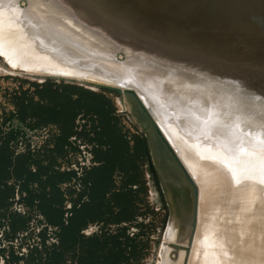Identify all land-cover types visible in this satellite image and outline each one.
Returning <instances> with one entry per match:
<instances>
[{
  "label": "rangeland",
  "instance_id": "rangeland-1",
  "mask_svg": "<svg viewBox=\"0 0 264 264\" xmlns=\"http://www.w3.org/2000/svg\"><path fill=\"white\" fill-rule=\"evenodd\" d=\"M63 1H66L67 4L71 2L74 5H80V3H82V6H84L85 5L84 3H86V5L90 7V9L89 10L83 9L82 11L84 13L87 12L89 16L94 15V17L91 16V18L95 23L101 22L103 18L105 19V14L108 13L109 14L107 19H110L113 16H117L115 15V13L117 12L116 14H118L121 7H123L122 10H124L125 13H128L126 12V10L129 11L128 15L130 16L128 17V19H124L127 18V16H123V19L122 16L120 17V15L123 12L122 10L120 11L121 14L119 13V16L117 17V21H119L120 23V24L118 23V28H119V30H117L118 34L121 37H125V36L130 37L128 41H131V39L134 36L139 43H145L140 47V50L143 53H146L147 51H149V49H151L153 50V55L157 54V52L164 55V53H166V51L164 52L166 48L167 50L170 51L172 45L173 47L175 46L171 50V52L173 54L174 51V54H176L179 61V65L176 68H177L178 79L180 78L181 80V81L178 80L179 86H181L179 87V89L181 90L179 91V89L177 88L174 93L175 97L174 96L172 97V95L170 94V96L172 97L171 98L168 93H170V90L173 87H170L171 88L170 89L169 86L166 85L165 88L164 84L155 83L158 81V80L155 81V79L157 78H155V76H153L148 69H144L143 65L145 62L144 63L140 62L141 54L138 55L133 54L132 47L125 42L117 45L115 41L113 42V40L107 38L103 34L104 31H101L102 29L99 31L95 30L97 29L96 24L94 22L92 23L88 21V18L85 15L75 17L74 19L73 18L70 19V21L75 22L76 25L79 27L75 30L72 29L71 30L78 33L80 36L87 38L88 40L86 39V41L95 44L94 46H97L100 50V52L98 50L96 54L98 53L103 55L106 54V57L108 55L112 56L111 58H109L108 56V61L105 60L106 59L104 58L105 56L103 55L101 56L104 62H108V63L102 62L103 60L100 58V56H95L96 55L95 53L94 55L93 53H90V55L88 54L90 58H88V56L86 55L89 61H91V58L93 57L92 58L94 60L92 61L93 63L95 62L94 58L99 57L101 59V62L99 63L100 64L103 63L104 64L102 65L103 67H100L101 65L99 64L97 65L94 63L93 65L95 66L93 67H91L92 63L91 64L89 63V66L87 64L86 65L83 64V62L78 59L79 56L77 57V55H79L78 52L80 51V55L82 51L84 52V54L81 55L80 57V59H83L82 57L85 56V53L87 54V52L89 53L90 51H87V49H85L87 52L85 50H79L80 48L81 49L84 48L83 45H82L83 47L79 45L80 48L78 46H75V48H78L77 50H74L75 49L74 46L67 45L69 41H71L72 39L71 35L68 33H66L67 35H65L66 39L64 36L62 37L63 39H61V37H58V35L55 36V38L54 37L51 38V43L49 45L52 46L54 45L53 43L58 41L57 43H59V45L57 44V46H59L60 50L58 48H55L56 45L54 47L55 49H53L52 46L51 52L53 54L49 52L50 55L47 51L49 49L48 48L49 46L46 47L45 41L42 39L44 43L42 41L41 46L43 50L46 49L45 53L47 54V55L45 54L44 56V54L42 55L43 50L38 45L39 44L38 41L41 38L40 34L43 33L42 35L44 36L45 33V35H47L46 31H48L50 26H48L47 25L48 23L45 21L46 17L41 14L42 13V11H40L41 6L39 7L38 2L35 1L36 3H34L33 0H7V1L0 0V19L2 17L7 16L6 18L1 19L2 21L0 20L1 23L0 29L2 31V32L0 31V35L3 34L1 38L2 37L4 38V35L7 36L6 33L11 31V29L13 31L15 29L16 31V29L20 30L21 28V30L23 29L25 30V32L20 30L19 33H23V35H21L23 37L22 38L21 36L19 37L23 40L24 38H27L26 37L27 34L30 36V33L31 35L36 33L35 35H33L34 38L33 36L32 37L30 36L31 37L30 41L34 39V41L38 45V48L40 47V49L37 50L36 49L37 47L31 45L32 43L35 44L32 41L29 42V45L27 44L30 49L29 48L26 49L27 46L25 44L26 42H23L24 40L13 43L12 41L10 42L7 37H5L4 39L0 38V40H2L0 41V44L4 45L3 48L0 45L1 48L0 49L1 51L0 52L1 53L0 54V264L3 262V260L6 262V264L8 263L11 264H168L169 260L171 262V260L172 259L174 260L175 257L176 258L174 261L176 262V264H192V263L206 264V261L207 264H213L214 263L213 260L215 261L216 259H217L215 261L216 263L218 260L219 261L222 260V262L218 261L219 264L221 263L247 264L249 263V261H250L249 264H264V187H263L264 185L262 186V183H264L263 182L264 175L260 177L262 180L260 178H259L260 180L258 179L259 182L262 181L259 187V189L262 187L263 188L262 190L261 189L259 190L258 187L254 188L253 185V183L259 185L258 180H256L257 182H253V180L255 181V179H257L254 178V176L259 177L261 173H264L261 172L263 169L262 164L264 162L262 160L264 159H262V156L260 157L262 163H259L258 167H256L257 165H255V163H253L252 161L254 155L255 158L254 162H256V160L260 162L257 155L260 156L259 153H261L262 148H264L263 145L264 140H262V137L264 139V133H263L264 125H262L264 124V122L262 120V124L259 123L261 119H264V115H263L264 85H262L264 84L262 82L264 81L263 79L264 65H262L264 64L263 63L264 62V48H263L264 47V0H137V1L130 0L129 1L130 3L127 2V0H125L127 3H129L127 4L125 2L126 5H130L128 7L129 10L126 9L125 6L120 7V5L118 4H120L121 2L116 3L117 1L119 2V0L117 1L114 0L115 1L114 4L115 5L117 4L118 6H114L111 3L113 5V9H115L116 11L115 12L110 7L111 13L112 11L114 12L113 13L114 15L112 14V17L110 16L111 13L108 12L110 11L109 9L107 11L108 13L105 12V9L107 10V7L105 6L107 5L106 4L107 2L106 3L103 2V6L106 8H103V6H101V10H102L101 12H103L104 13L103 14L100 13V4L102 5L101 3L102 1L100 0H99L100 4L98 0H96V2H98L97 4H99V8L97 7L98 5H95L96 4V2H94L95 0H91L92 2L91 5L89 3L90 0H88V2L85 0H81L78 3L76 0H63ZM136 3H139L142 6H140L139 4H137L139 5L137 6ZM111 4L109 5L112 6ZM34 5L39 7L40 9L39 10L38 8L36 9ZM92 5L96 7H93ZM123 5L125 4L123 3ZM132 5L142 8V10L144 9L143 11L145 10L148 11L150 16L155 14L154 15L155 17L156 14H158V16L160 17H158L157 20H155L156 18L154 19V17H151V20L156 21L155 22L156 24L154 22H151L150 20L147 22V26H146L145 17L148 16L149 14L148 13L146 14V11L145 12L140 11V8L137 10L135 7L134 10L133 9L134 6L132 7ZM2 7L6 11H4ZM117 7L118 9H116ZM130 7H132V10L137 11L136 13L139 16H136L137 14H135L134 11H131ZM1 9L6 13L5 15L3 12L5 16L1 14L2 13ZM18 10L22 15L19 14V12H17ZM162 10L163 12L165 10V13L171 14V16L168 17V15H165L162 12L164 17H161L162 14L159 15V12H161ZM9 13L11 14V16L7 15ZM12 13H14V15ZM125 13L124 15H126ZM141 13H143L142 20L140 18ZM101 14H103L104 16L103 15L101 16ZM132 14L135 15L136 18L139 17L138 20H135ZM178 15L180 16L181 20H179L180 18ZM172 16H173V20L170 18ZM130 17L132 21L131 19H129ZM143 17H144V22H143ZM175 17H178V21H175L176 20ZM7 18H10V21L13 19L11 23H9L10 21ZM115 18L116 17H114L113 19ZM148 18L150 19V17L148 16L146 17V20H149ZM34 19L36 21H33ZM139 19L142 21L141 23ZM7 20L9 25L5 24ZM121 20L124 21L122 22ZM125 21L129 22V24H125ZM173 21H175V23L178 22L179 26H177L178 24L175 25V23L171 24V22ZM34 22H36V24ZM63 22H58V23H60L61 25H65V23ZM67 23L70 22L68 21L66 22V24ZM86 24H93V25L90 27ZM12 25L14 27H12ZM19 25H21V27ZM182 25H185L184 26L185 28ZM4 26H6L7 29H9V31ZM15 26L17 28H15ZM40 26H42L41 29ZM66 27L68 28V26ZM3 29H6L7 31ZM26 29L28 30L26 31ZM43 29L45 30V32L43 31ZM36 35L37 36L40 35L39 39ZM35 37L37 41L35 40ZM245 37L248 38V40L246 39L247 42L252 43V45L250 44L244 45V43H240L241 41L240 38H243L242 39L243 41ZM20 38L19 40H21ZM220 38H222L221 40H223V43H225V45L222 43ZM249 38H251V41H249L250 40ZM253 38H255V41H252ZM218 39L219 41H221V43H219ZM5 40L6 41L8 40V43ZM204 40H208L206 41L207 43L204 42ZM210 40H213L211 41L212 43L211 42L209 43ZM235 40H238L239 43H237V41L232 43ZM117 41L119 42V40ZM3 42L7 44L6 47H5L6 44H4ZM21 42H23L25 45H23ZM43 44L45 47H43ZM8 45L10 47H8ZM16 45H19V47L22 49L17 48L18 46L16 47ZM30 45L34 47V50L37 52V55L33 56V54H35L36 52L33 51V48L31 49ZM60 45H63V47L61 46L63 49L60 47ZM163 45L164 47H166L165 49H162ZM23 47H25L26 51H24ZM85 47L88 48V46L86 45ZM90 47L92 48V46ZM223 47L224 49H222ZM4 48L6 49L5 50L6 52L8 50V54L11 53L10 54L11 57L8 54L7 57L2 55V51H4ZM10 48L11 51L9 52ZM71 48H74L73 49L74 51ZM14 49H19V50H14ZM67 49L69 50V52L67 51ZM239 49L240 50L242 49L241 50L242 53ZM13 50L14 52H12ZM22 50L24 52H22ZM54 50L58 52L55 53ZM28 51L29 53L31 51V53L29 54ZM75 51H78L77 52L78 54L75 53ZM93 51L91 49V52ZM238 51L241 54H239ZM16 52L18 53V55ZM26 52L28 55L26 54ZM72 52H74V54ZM24 53L26 55H24ZM111 53H113V55H111ZM14 54H16L17 56L22 54L21 55L22 57L20 56L17 57L15 55L16 56L15 58ZM251 54H254V56L252 57ZM53 55H57L55 56L56 59H54L55 57ZM68 55L70 56V58H72V60L68 58L69 57ZM75 55L77 58H75ZM12 56H14L15 59H13ZM30 56L32 57L29 58ZM35 56L37 57L35 59H32ZM41 56L44 57L45 59V60L44 59L40 60L42 61L43 65L45 64V67L43 65L41 66V62L39 61ZM47 56L49 58H47ZM61 56L62 57L64 56L65 58L67 57L66 59L67 61L65 63L68 64L65 66H68L70 62L73 63L74 61V64L75 63L76 64L74 66L70 63L69 66H71V68L76 67L77 64L80 66H82L83 64L82 67L85 66L90 67L88 69L85 67L86 72L89 69L95 70V72L94 71L91 72L89 70V72H91L90 74L99 77V74L97 73L100 72L101 78H104L106 76L104 79L106 78L111 79L110 77L112 76L111 74L109 76V73L114 70L113 69L114 67H117V65L114 67L113 65H110L109 59L116 60V62L115 61L111 62L110 60V63L112 64L113 62H115L114 65L117 64V61L118 64H122L124 67L126 65L125 68H127V64L129 65L133 59L136 60L135 63L140 62L143 68L141 66H138L140 64H137L136 66L137 68L139 67L142 68L143 71L145 72L144 75L145 76L147 75L146 77L147 79H145L142 75V78L144 80L149 81V83L144 81L146 88L150 86L149 89L145 88L147 91H145V89L143 88L144 87L143 81L139 80L142 79L140 78L141 74H138L135 77L137 78V80L142 82V84L139 82L140 86L142 87L138 86L139 88L134 89L136 88L134 87V85L135 84L138 85L137 84L138 81L135 80L136 78L134 79V77L132 76H131L132 81L134 80L136 81V83L132 81H131L132 83L127 81L128 85L130 83L134 87V88L132 87L133 91L131 90V87L126 86L127 84L122 82L124 81L122 78L125 77L124 74L126 75V77L128 76V80L130 81L131 77L129 78V73L128 75L126 73L128 69H129L128 72L131 73L130 70H132L135 67V63L134 64L131 63L130 67L128 66L129 68L127 69H125L124 67L123 69L121 65H118V67L120 66L122 68V70H120L121 72L118 70L120 77L114 76L116 78L112 79V81L113 82L115 81L114 84L116 82L119 83L122 82L123 85H125V87L128 88L127 90H129L130 88L131 91L128 92L131 93L132 95H130L129 98L133 97L132 100L136 106L134 111L138 113V115H141V118L139 119L140 121L141 120L143 121V124L139 122V120L135 119L136 118L135 112H133V108L135 107L134 104L133 106L131 105L132 108H129L131 107L129 106L130 104L128 105L125 104L126 101L127 102L129 101L127 100V97L123 95L125 94L124 92H122L121 95L117 91L112 92L110 90L100 89L103 88L102 86H98L94 88L91 85L92 86L91 88L90 85L84 82H82V84L81 83L78 84L77 82L79 81L71 78V76H86L87 73L89 72L85 74V69L83 68L84 69V73H83L84 75H83L81 74L83 69L78 70L77 67L76 69L79 71V74H76L77 70L75 68L73 69L72 72H71L72 69L68 70V68L70 67L68 68L66 67L67 69L66 70L63 64L64 63L63 60H65V58L64 57L62 58ZM86 56L84 57L85 60L87 59ZM19 58L20 59L23 58L21 59L23 61H21ZM8 59L9 60L11 59V61H9ZM12 59L15 60L14 61L15 64L14 62H12ZM16 59H19L17 60L18 62L16 61ZM24 59L25 62L28 60L29 61L33 60L32 62H35V67L32 66V68L28 69L27 67L30 66L28 65L29 62L26 64L24 62ZM37 59L39 62L37 61ZM52 59H54V61H52ZM60 59H62L63 62ZM77 59L81 63H77L78 62ZM88 59L87 61H84V63H88ZM200 59H202V62H200ZM55 60L58 63L59 62L60 63L58 64ZM96 60H97L96 62L98 63L99 60L98 59ZM137 60L139 61L137 62ZM44 61L46 63H48L49 61L50 62L46 64ZM220 61L221 62L224 61V64L221 63L223 64L222 70H224L225 66H227V68L230 69V67L234 68L235 65H238V67L236 66L238 71L241 68L240 70L241 71L243 70V73L238 74L239 75L238 76L236 74L240 72H237V69L234 70L236 67L234 69L232 68L236 75L235 76L232 75L233 73L232 70L230 72L228 71L229 69L225 67L226 68V70H224L226 71L225 73L228 72L229 74V75L227 74L228 77L230 76L231 73L230 76L231 78L230 77L228 78L227 75L224 76L225 74H223V77L224 78L227 77V79L222 78L221 73L223 72H220V75L219 73H217L218 71L221 70L220 68L221 64L220 66L219 65L217 66L218 69L217 67L216 69L213 68V70L215 69L217 70V72H215V70L212 71L211 68L212 66L215 67L218 64L217 62ZM20 62H24L25 64L21 63L20 66H18L17 68L16 64ZM12 64H14V66L16 67L13 68ZM132 64L134 66L133 68H132ZM243 64L245 65L243 66ZM258 64L259 66L256 67ZM204 65L210 67L211 70L209 68L208 70H206V67ZM261 65L262 67H260ZM80 66L78 67L80 68ZM96 66L102 70L99 69L97 70ZM110 66H112L113 68ZM20 67L23 68L21 69ZM36 67H38V69ZM42 67L44 69H42ZM118 67L117 69H120V67L119 68ZM24 68H26L27 71ZM40 68L43 71V73L41 70L39 71ZM103 68L105 70L107 69L106 70L107 73H102V71L106 72ZM47 69L51 71H48ZM74 70H76L75 73ZM108 70L110 71L108 72ZM38 71L40 72V74ZM143 71L141 72L142 74L144 73ZM132 72H134V70ZM261 73L263 74L261 75ZM54 74L56 75V77ZM58 74H62L63 78L62 76H58ZM90 74L88 75L90 76ZM106 74L108 75L109 78L107 77ZM112 74L116 75L115 72ZM210 74H212L213 76L211 77ZM68 75L71 79L68 77ZM261 76H263L262 77L263 80L261 79ZM234 77L235 79L240 78V83H239L240 85L241 83H243V81L246 80L247 81L253 79L258 81L262 80L261 85L263 87L260 91L263 95L257 94L260 97L259 102L258 101L256 102L246 96H245L246 99L248 98V101L250 100V102L244 100L245 97L244 98L242 97L244 102L242 101V99H241L242 102H239V100L236 99L237 97L236 94H232L225 91L222 92L221 90L227 87L225 83L229 80H232ZM118 78L121 79L122 81L121 80L119 81ZM194 79L197 80L196 82L199 85H197V83L194 82L195 81ZM183 82L185 83L184 85L182 84ZM189 83L190 84L196 83L195 85L197 87H195V85L193 84L192 85L194 87L193 88ZM153 84H155V86L157 87L155 86L153 87ZM180 84L183 85V88L182 85ZM200 84L203 86L206 85V88L205 87L200 88ZM104 87H109V86H104ZM185 87L187 88L185 89ZM189 87H191L192 89L191 88L189 89ZM150 88H152L151 90L153 91H150ZM207 88L210 91H212V95H210L211 92L209 93V90ZM205 90L206 91L208 90L209 94H207V92L206 94L205 93L203 94L210 96H213V93L216 91L214 94L216 96H213L211 98L217 97V99L216 100L210 99L209 98L210 96H206V98H202L203 94L200 93L205 92ZM162 91L165 93L163 94ZM199 91L201 92L197 94ZM147 92L149 93L151 92V94L149 93L147 94ZM181 92H183V94H181ZM157 94L158 96L161 95L160 98H158ZM180 94L183 96V99L182 96L178 97V95ZM155 95L157 96L158 99L155 97ZM139 97L141 98L139 99ZM191 97L193 100L191 99ZM232 97L233 98L235 97L238 103L236 100L235 101L233 100L235 103L231 102ZM169 98H171L170 103L173 102L172 100L175 98L174 102L170 104L168 101ZM218 98L220 99L218 100ZM222 98L225 101L227 99L230 100V101L227 100V102H230V105L231 103H233V106H229L228 103V106L230 108L232 107V110L235 109V108L233 109L234 104L237 103L236 109H238L239 106L238 104L241 103L242 106L243 105L242 103H244L245 105V106L243 105V107H245L244 109L246 110L249 108L247 110V113L249 112V115H247L248 118L251 117L252 115L253 117V118L251 117L252 122L253 119L254 121L256 119L257 121L259 120L258 123L262 125L261 126L262 130L259 124H256L257 122L254 125H258L262 132L259 129H258L259 132L257 129L254 130L255 126L254 127L252 126L253 125L252 122H250L252 125H249L248 127L250 129L251 126V129L254 131V134H252L253 131L251 130L250 132L252 133L250 134L248 129H247L248 131L245 130L248 123L247 121H250V118L249 120L246 119L247 121L245 127L241 125L239 126L238 123H236V126L238 125V127L235 128L234 126L236 122L235 120V122H233L234 125L232 128V131H234L233 129L235 128L237 132L240 131L242 127L241 131L244 132L245 136L249 134V137H252L253 140L256 138L258 139V140L256 139L257 142L256 140H254L255 142L254 141L250 142V140L252 139L251 138L250 140L248 139L249 143L251 144H248V141H245L246 144L252 145V146L247 145V148L248 147L252 148L253 145H255L253 144V142L257 143L256 146H254L256 153L257 150L259 149L257 155L251 154L252 152L254 153L253 151L254 149L252 150H250V148L247 149L246 146L244 147L247 149V151H244L245 148H241L243 149L244 153L246 152V154H244L242 150L239 149L241 144L242 146L245 144V142H242L241 139H243L244 141V138H246L245 140H247L248 138V136L244 137L243 133H241L243 134V137L242 135H239V137L241 138L238 137V139H240L241 141L240 140L237 141V144L238 145L240 144V146H236L238 147L237 149H239L238 151H241L242 153L236 152L237 150L234 149L236 148L234 147L236 141L234 140L237 139L238 134L235 135L236 134L235 132L233 134V132H230L226 129L225 132L228 131L227 132L228 135L225 138V140H227L228 143L230 141L229 143L230 146L228 147L229 144L227 143L226 145L228 149H226V147L225 148L221 147V142H219L218 139L221 138L222 140L220 141L222 142L224 141V139L219 135L221 133L224 134V131L221 132L224 129H221V131L219 132L220 129L217 128H223L229 124H231L230 127H232V123H228L229 122L228 118L231 119V115L230 116L225 115V114H230L229 111H227V113L225 112V110L222 111V114L225 112L224 115L227 116L226 118L228 122L225 123L227 124L225 126H223V123L226 122V118H224L225 121L219 120V118L222 119L224 116L221 117L220 115H217L218 113L216 111L215 112L213 111V110L221 111L220 109H222V106L225 107L224 102L223 103L221 102ZM138 99L141 101H139ZM151 99L154 102H152ZM154 99L158 100V102L155 101ZM181 99L185 102L181 101ZM135 100H137L140 104H138L137 101ZM194 100L196 103L194 102ZM146 101H148V104L146 103ZM177 101L179 103H177ZM190 101L193 102L194 104L189 105L191 103ZM245 101L247 103H245ZM174 103H176V106ZM254 103L255 104L259 103V104L255 105ZM137 104L139 105V109H137L138 108ZM167 104L170 105V106L168 105L167 107L168 110L165 109ZM200 104L201 105L203 104L206 109L202 106L200 108ZM143 105L145 107H143ZM157 105L159 106V108L164 107L163 109L165 111H163V109H158ZM250 105H252V108ZM180 106L181 107L183 106L181 108L182 110L180 109ZM140 107L142 109H140ZM196 107L198 110L201 109V111L203 108H204L203 111L208 110V113L205 111L204 112L206 115H210V116H206L205 118V115L202 114L203 112L201 111L198 112L196 110ZM185 108L187 109L185 110ZM230 108L227 107V110H229ZM209 109L211 112H209ZM244 109L239 108V110H242L241 113L245 112ZM140 110L142 113L145 112L144 115L141 114ZM189 110H192V112L195 113L192 114V112H190ZM179 111L181 112L184 111V112L179 113ZM185 111H188L189 114H186ZM212 111L214 112V114ZM175 112L177 113V115ZM238 112L235 113L234 111L235 114H240ZM211 113L213 117L214 115H216V117L220 116L217 121H219L218 123L222 124V126L220 124L221 127L218 126L219 124L218 125L216 124L218 126L216 128L214 122L216 121V119L214 117L215 119L214 120L213 117H211ZM243 113H242V117L244 116V114H247L246 112L244 114ZM235 114L232 113V115ZM166 115L167 117H164ZM192 115H194V118ZM199 115L200 117L203 118L200 119ZM169 116H171V119L168 118ZM240 116L241 114L238 115V117L236 115L238 120ZM172 117L176 118L175 121L176 125H178L180 129L176 131L177 127L175 126L176 130H174L173 134L171 132L172 129L168 127L170 122L174 121V118ZM207 117L208 118L211 117V119H213L212 121L216 129H213L214 127L212 128V126L211 128L213 132L217 131L219 133L218 134L219 136L215 132L214 133H209L211 131H208V133L205 132L210 127V124L213 125L211 119H209L210 124L209 123L206 124L208 121ZM236 117L234 116L233 120ZM156 118L157 121H159L157 123L154 122L156 121ZM167 118L170 120H168ZM245 118L247 117L245 116ZM245 118H242L241 120L244 119L243 121H245ZM203 119H206L205 120L206 123L204 125H203L204 122L202 121ZM241 120H239V123L243 124L244 122H241ZM145 121H149L150 123H147ZM163 121L165 123H163ZM199 121L201 124L198 123ZM220 121H223V123ZM230 121L232 122V120ZM154 123H156L157 125L154 126L153 125ZM160 123L162 124L163 128H165V126L163 125H166V127L168 128V130L165 128L166 130V131L164 130L165 133L161 129L162 127ZM178 123L180 125L183 124L181 127L184 128H181ZM144 124L146 126H144ZM188 124H190V127H188ZM197 125H201V126L203 125L202 127H204L205 129L203 130L202 127L200 128V126ZM205 125H207L208 127L206 128ZM153 126L158 129L151 128ZM149 127L151 128L150 130L151 132L149 131ZM195 127L196 128L198 127L199 130H202L205 133V135L207 134L208 137H210L211 135L213 136V134L215 137L218 136L219 138L217 137L218 138L217 141L219 142V144L218 142L216 144V142L214 141L216 139L214 138V136H213L214 139L211 136L209 140L208 137L207 139L206 136H204V134L201 133L202 131L198 133L197 131L198 128L196 130ZM152 129L155 130V135L153 134L154 138H156L155 136L157 134L156 140L152 136L154 141L150 140L152 139L150 137L151 136L150 134H152V131L154 132V130ZM184 129L187 131L188 134ZM187 129L190 130L188 131ZM156 130H159L160 135L163 133L165 135L168 134L167 136H164V134L161 136L164 138L167 137L169 139L168 141L169 145L174 146L176 148L179 147L181 148L180 150L178 149L179 151H177V149L175 148L176 149L175 153L177 157L181 160V162L187 167L190 176H192L191 178H193L194 175L196 177V178L194 177L193 181H195L196 179L195 183L198 184L197 186H199V193L197 198H195L194 192H192L193 190L191 189L193 188L195 190V193H197L198 191L196 188H194L193 184L190 182V180L186 177V174L183 172V168H182L183 165L175 158H172L173 161L175 162L170 161V163L172 164L166 162L165 159L169 157V155L167 154L170 151L169 152L166 151L168 149L165 148L166 146L164 144L162 145L163 142L158 136L159 134L157 133ZM193 131H196V133ZM240 132L238 133L240 134ZM255 132H257L258 134L261 133V135L259 134L258 137L254 138L253 135L254 136L257 135L255 134ZM229 133L233 134V136L235 135L234 140H233L234 137H232V135L231 137H228L230 135ZM200 134L204 136L203 138H206L205 141H203V138L199 139V141L202 140L203 142H205L204 145L206 146L204 147L203 145L202 148L201 146L203 143H199L201 145L197 146L198 141L196 140L197 143L196 141H194L196 143L195 146L193 144L194 142L191 141V140H195L192 139L194 135H197L200 138L201 137ZM223 137H225V134ZM259 137L261 138V140ZM228 138L230 139L228 140ZM186 139H188V142L186 141L187 145H185ZM211 140H213L212 142L215 143L214 145L216 146L219 145L221 148L225 149L226 151L229 150V153L232 151L230 149H233L234 151H232V153L234 154L230 153L232 156L228 155L229 153L226 152L225 150H222L221 152L220 147L219 148L217 147V149H219L220 152L219 154H218V150H216L214 155L211 154L212 149L214 148L213 143H210ZM189 141H191L190 143H192L193 145L190 144ZM207 141L210 143V145L211 144L212 145L209 146L208 143H206ZM231 141H234L235 143L232 144ZM260 141L263 142V143L261 142L262 143L261 145H260ZM224 142L226 143V141ZM156 143L160 146L157 147ZM151 145H155L156 149L155 148L153 149L154 146ZM207 145L210 150L207 149ZM222 145L226 146L224 143ZM189 146L192 148L193 146L195 147L193 149L191 148L192 149L191 150L190 148H188ZM231 146H233L234 148H232ZM257 146L259 148H256ZM197 147H200L201 150L203 148H206L205 151L209 150V154L212 155L213 158L205 159V157L206 156L208 157L209 154H205V151L202 150L201 153L199 154L203 156L202 159L206 160V162L205 161L202 162L203 160L200 158L201 156L198 155L197 153V151L200 152L199 151L200 148H198L199 150H197L195 149ZM215 149H213V151ZM159 150L161 151V153L158 152ZM248 150L251 151L250 153L251 158L249 157V153H247L249 152ZM206 153H208V151ZM224 153L225 155L227 154L226 158L230 162L234 159L235 156H237L236 153H239L238 157H235L237 158L235 159V162L238 160V162L235 164L239 165V166L236 165L237 169L234 167L235 166L234 162L233 163L231 162L232 163L231 164L228 161H226V165L225 163L223 164V161L225 162L226 160V158L224 157L221 162L222 158L219 157L224 156ZM241 154L242 155L244 154V156L246 155L245 157L246 160L244 159L243 156L244 162L245 161L248 162L250 158L251 159L250 161L255 166L254 167L253 165L251 166V162L250 163L248 162L249 164L248 163L247 164L249 165V167L251 166L249 168L247 167V165H245L246 162L245 164H243L244 162L242 161V159H240L241 161H239V157L242 156ZM196 155H198V158H200L201 161L200 159L197 160ZM189 157L192 158L193 160L192 159L190 160ZM194 158L196 159V161H194L195 160ZM160 159L165 160L166 164L168 165L166 166L164 161L162 164V161ZM240 164L242 166H240ZM228 165L231 166L229 167ZM244 166L246 167V170L249 169V172L247 171L248 172L247 174H250L251 172L253 174V172L255 171L254 168H260L262 166V169L260 171L259 169L257 170L261 173L259 175V172L256 171L258 174L256 172L254 173L255 175L253 174L254 179H249L250 177L252 178V176L251 174L250 176L245 175L246 170H244L245 169ZM198 167L200 168L205 167V168L202 169L203 171L200 170L197 171ZM227 167L229 168L227 169ZM238 167L240 169L243 167L244 169H242L241 172L244 171L245 173L244 174L240 173ZM167 168H169V170ZM208 168L213 172L208 171L209 170ZM214 170H218L219 172V174H217V176L218 175L219 176L218 177L216 176L218 180L217 178H215L216 175L215 173L217 172ZM220 171L224 172L223 175L221 174L222 172ZM182 172L184 173V175L182 174ZM242 174H243L242 177H244L245 175V178H247L248 180L245 178L241 179L240 175ZM221 175H222L221 179L222 178L224 179L220 182L219 177ZM164 176H166V178H163ZM203 179H205V181ZM242 180H247L248 182L247 183L246 181H243L246 186L245 188L248 189L247 191H245V188L243 189L244 184L243 187H241ZM249 180H251L250 181L251 183L249 182ZM250 184L252 187L250 186V188H248ZM238 187L242 189H240L239 191ZM255 190L259 191L260 193L256 192L257 194L253 196L252 191L255 192ZM238 191L239 192L242 191V192L239 193ZM96 192L98 193V197H99L98 200V204H99L98 208H100L99 211L94 213L92 217H87L86 219L82 220L83 226L80 232L78 233L75 241L72 244H66L65 246H62L61 238H62L63 226L64 227L69 226V224L71 223V219L74 217L75 210L80 209L83 205L89 204L91 202L92 196ZM250 192L252 194H249ZM184 198L186 199L185 206L188 207L184 208L185 207L184 206L183 207L184 210H182L183 208L182 209L180 208L179 210L178 205L182 203ZM188 198L189 200H187ZM189 201H191V203ZM203 202L205 205L203 204ZM203 207H205V209ZM177 213L181 215H178ZM172 214L174 215V217ZM177 216H179L181 222H185L183 223L184 225L181 222L180 223L181 225H183V227H186L187 230L189 229V234L186 233L187 237L184 236L185 231L187 232V230H185L186 228H184L181 233L182 238H180L181 237L180 234V237L177 236V241H176V238H172L173 230H171V228L173 224H175L176 222L179 223V221L176 220L173 224L170 222H173L171 217L173 219H176ZM180 216L182 217L183 221ZM96 217H98V220L95 219ZM185 217L187 218V222ZM189 224L191 225L189 226ZM176 225H174L172 229L176 230L175 228ZM169 229L171 231H169ZM171 232L172 235L170 234ZM168 233L171 235V237ZM188 237L190 238V241ZM180 240L181 241L183 240L184 242H181ZM195 247L197 248V250ZM220 250L222 251V253L220 252ZM170 252H171L170 257L172 259H170L169 257ZM174 252L175 254H178V256L173 257L172 253ZM223 252L226 253V255ZM163 253L165 254L164 256ZM181 253L184 255L182 256ZM179 254L181 256H179ZM218 254H220L221 256ZM219 256L220 258L223 257V259H220ZM7 257H10V260H7ZM196 257H199V260ZM194 258L196 259V261ZM224 259L225 262L223 263ZM173 260L169 264H173L174 263Z\"/></svg>",
  "mask_w": 264,
  "mask_h": 264
},
{
  "label": "bare ground",
  "instance_id": "bare-ground-1",
  "mask_svg": "<svg viewBox=\"0 0 264 264\" xmlns=\"http://www.w3.org/2000/svg\"><path fill=\"white\" fill-rule=\"evenodd\" d=\"M6 1H7V0H6ZM33 1H34V3H36L35 1H37L39 7L41 6V10H40V11H42L41 14H42L43 16L46 17L45 21L48 23L47 25L50 26V28L48 27V28H49L48 31H46V32H47V33H46L47 35H45V33H44V36H45V37L42 35L43 33L40 34V35H41V38H40V39H39V36H40V35H38V36L36 35V36L38 37L39 41L41 40L40 42L38 41V43H39L38 45L41 47L42 50H43V48H42V46H41V45H42L41 42H42L43 40L45 41L46 47L49 46V47H48L49 49L47 50L48 53H49V52L52 53V52H51V51H52V50H51V47H52V46H53V47H52L53 49L58 48V49L60 50L59 46H57V44L59 45V43H57L58 41H56L55 43H53V42H54V41H53L52 43H53L54 45H52V46L49 45V44L51 43V38H52V37L55 38V36L58 35V37H61V39H63V38H62L63 36H64L65 39H66V36H65V35H67L66 33H68V34H70L71 37H72V39H71L72 42L69 41V43H68L67 45L74 46V48H75V46H78L79 48H80V46H81V47L84 46L83 49L80 48L79 50H85V49H87V51H90V52L88 53V52L85 50V51L87 52V54L85 53V56H86V55L88 56V54L90 55V53H93V55H94V53L96 54V52L99 50V48H98L97 46H94L95 44H92L91 42L86 41L87 38H84V37L80 36L78 33L72 31V30H75V29H77V28H79V27L76 25L75 22L70 21V19H72V18L74 19L75 17H79V16H82V15H85V16H87L88 21H90V22H92V23L94 22L93 19L91 18V16L94 17V15L89 16V14H87V12L84 13V12L82 11L83 9H87V10L90 9V7H89L88 5H86V3H84L85 5L82 6V3H80V5H74V4L71 3V2H70L69 4H67L66 1H63V0H33ZM76 1H77V3H78V2H80L81 0H76ZM85 1L88 2V0H85ZM100 1H102V2H101L102 5L100 4V2H99V0H98V2H99V4H100V13H103V12H101V11H102V10H101V6H103V2H104V3L107 2V3H106L107 5H105V6L107 7V10L105 9V12H107L108 9H109L110 11H108V12H110V13H111V9H110V7L113 9V5H114V6H118V5H120V7H121V6H125V8L128 9V10H129L128 7L130 6V5H126V3L129 2L130 0H127V2H126L125 0H124V2H123V0H119V2L116 0V1H117L116 3H120V2H121V3L118 4V5H117V4H116V5L114 4V3H115L114 0H100ZM112 1H113V2H112ZM133 1H134V0H133ZM136 1H137V0H136ZM10 2H11V1H10ZM14 2H15V1H14ZM94 2H96V0H95ZM98 2H96L95 5H98L97 7L99 8V4H97ZM125 2H126V3H125ZM7 3H9V2H7ZM89 3H90V5L92 4L91 0L89 1ZM108 3H109V4L112 3L113 5L111 4L112 6H110ZM123 3H124L125 5H123ZM129 3H130V2H129ZM129 3H127V4H129ZM5 4H6V3H5ZM137 4H139V3H136V5H137ZM1 5H2V4H1ZM3 5H4V3H3ZM93 5H94V3H93ZM93 5H92V6H93ZM139 5L142 6L141 4H139ZM139 5H137V6H139ZM18 6H19V5H18ZM29 6H30V5H29ZM34 6H35V5H34ZM108 6H109V8H108ZM126 6H127V7H126ZM133 6H134V5H132V7H133ZM137 6H134L133 9L135 10V7H136V9L138 10L140 7H137ZM3 7H4V6H3ZM3 7H2V9H4ZM6 7H7V6H6ZM8 7H9V6H8ZM11 7H12V6H11ZM24 7H25V6H24ZM39 7L35 6L36 9L38 8V10L40 9ZM93 7H96V6H93ZM106 7L103 6V8H106ZM120 7H119V8H120ZM132 7H130V8H131V11H134V10H132ZM13 8H14V7H13ZM13 8H12V9H13ZM31 8H32V7H31ZM35 8H34V9H35ZM122 8H123V7L120 8V11L122 10ZM2 9H1V12H2L1 14H3V12L6 11L5 9H4V11H2ZM21 9H22V8H21ZM34 9H33V10H34ZM116 9H118V7H117ZM126 9H125V10H126ZM28 10H29V9H28ZM113 10L115 11V9H113ZM143 10H144V9H143ZM143 10H142V8H140V11H142V12H145V11H146V10H145V11H143ZM26 11H27V10H26ZM80 11H82V12H80ZM103 11H104V10H103ZM120 11H119V13H120ZM122 11H123V12H122L123 15L120 13V14H121L120 17L122 16V19H123V16H127V18H124V19H128V17L130 16V15H128L129 11L126 10V12H128V13H125L124 10H122ZM131 11H130V12H131ZM17 12H19V10H18ZM27 12H28V11H27ZM32 12H33V11H32ZM108 12H107V13H108ZM115 12H116V11H115ZM134 12H135V14H137V13H136L137 11H134ZM162 12H163V10H162L161 12H159V15H161ZM7 13H8V12H7ZM10 13H11V12H10ZM10 13L7 14V15H10V16H11ZM14 13H15V12H14ZM14 13H12V14L14 15ZM81 13H82V14H81ZM113 13H114V12L112 11V13H111V15H110L111 17H112V14H113ZM116 13H117V12H116ZM116 13H115V15H117V16H113L112 18H110V16H109L110 19H107V18H108V14H109V13H108V14H105V19L103 18V19L101 20V22H99V23H95V22H94V23L96 24V26H97V29H95V30L99 31V30L102 29L101 31H104L103 34H104L107 38H110L111 40H113V42L115 41V43H116L117 45H118V44H122V43L125 42V43H127L128 45H130V46L132 47V52H133V54H136V55L141 54V57H140L141 60H140V62H141V63H144V62H145L144 65H143V66H144V69H148V70L150 71V73H152V75L155 76V78H157V79H155V81H156V80H158V81L155 82V83H156V84H164L165 88H166V85H168L169 88H170V87H173L172 89L170 88L171 90H170V93H168V94H169V96H170V94H171L172 97H173V96L175 97L174 93H175L176 89H177V88L179 89V87H181V86H179V81H181V80H180V78L178 79V76H177V68H176V67L179 65V61H178V58H177L176 54H174V51H173V54H172V52H171V50H172L175 46L173 47V45H172L170 51L167 50V48L164 47V45H163V48L160 47V48H162V49H165V48H166V49L164 50V52L166 51V53H164V55H162V54L159 53V52H157V54L153 55V50H151V49H149V51H147L146 53H143V52L140 50V47H141V45H144L145 43H139L138 40H137L134 36H133V38L131 39V41H128V39H130V37H128V36L121 37V36L118 34L117 30H119V28H118V23H119V21H117V17L119 16V13H118V14H116ZM124 13H125L126 15H124ZM147 13H148V11H146V14H147ZM163 13H164L165 15H168V17L171 16V14H167V13H165V10H164ZM177 13H178V12H177ZM179 13H180V11H179ZM179 13H178V14H179ZM181 13H182V12H181ZM4 14L6 15L5 12H4ZM4 14H3V16H5ZM19 14H21V13L19 12ZM103 14H104V13H103ZM103 14H101V16H102ZM139 14H140V12H139ZM146 14H145V15H146ZM148 14H149V13H148ZM21 15H22V14H21ZM113 15H114V14H113ZM145 15H144V17H145ZM151 15H152V14H151ZM154 15H155V14H154ZM154 15L150 16V14H149V15H148V16L150 17V19L148 18L149 20H146V17H148V16L145 17V21H146V24H145V25H146V26H147V22L150 21V20H151V17H154ZM172 15H173V14H172ZM175 15H177V14H175ZM10 16H8V17H10ZM29 16H31V15H29ZM33 16H34V15H33ZM73 16H74V17H73ZM103 16H104V15H103ZM132 16H134L135 20H138V18H139V17L136 18L135 15H133V14H132ZM136 16H139V15L137 14ZM142 16H143V13H141V16H140L141 20H142ZM156 16H157V17H156ZM156 16L154 17V19L156 18L155 20H157L158 17H160V16H158V14H156ZM178 16H179V15H178ZM6 17H7V16L2 17L1 19H4V18H6ZM37 17H38V16H37ZM114 17H116V18L113 19ZM144 17H143V22H144ZM161 17H164L163 14L161 15ZM166 17H167V16H166ZM13 18H16V17H13ZM21 18H22V17H21ZM40 18H41V17H40ZM87 18H86V19H87ZM134 18H133V19H134ZM170 18L173 20V16L170 17ZM179 18H180V16H179ZM1 19H0V20H1ZM7 19H9V21H10V18H7ZM24 19H25V18H24ZM89 19H90V20H89ZM112 19H113V20H112ZM120 19H121V18H120ZM120 19H119V20H120ZM129 19H131V17H130ZM152 19H153V18H152ZM171 19H169V20H171ZM175 19H176L175 21H178V17H175ZM12 20H13V19H12ZM12 20H11V21H12ZM27 20H28V19H27ZM30 20H31V19H30ZM37 20H38V19H37ZM61 20H62V21H61ZM139 20H140V19H139ZM141 20H140V23L142 22ZM179 20H181V18H180ZM1 21H2V20H1ZM11 21H10L9 23H11ZM33 21H36V20L34 19ZM45 21H44V22H45ZM63 21H64V22H63ZM68 21H69L70 23H67V24H66V22H68ZM84 21H86V20H84ZM121 21H122V20H121ZM123 21H124V20H123ZM123 21H122V22H123ZM131 21H132V19H131ZM131 21H130V22H131ZM133 21H134V20H133ZM175 21L171 22V24H172V23H175ZM4 22H5V21H4ZM21 22H22V21H21ZM58 22H63V23H65V25L68 26V28H67L65 25H61V24L58 23ZM122 22H121V23H122ZM151 22H154V23H155L156 21L151 20ZM2 23H3V22H2ZM17 23H18V21H17ZM27 23H28V22H27ZM31 23H32V22H31ZM34 23L36 24V22H34ZM38 23H39V22H38ZM182 23H183V22H182ZM0 24H1V23H0ZM5 24L9 25V24H8V20H7V22H5ZM19 24H20V23H19ZM32 24H33V23H32ZM119 24H120V23H119ZM122 24H123V23H122ZM125 24H129V22H126V21H125ZM143 24H144V23H143ZM155 24H156V23H155ZM163 24H164V23H163ZM176 24H178V22L175 23V25H176ZM183 24H184V23H183ZM2 25H3V24H2ZM7 25H6V26H7ZM14 25H16V24H14ZM17 25H18V24H17ZM22 25H23V24H22ZM28 25H29V24H28ZM38 25H39V24H38ZM42 25H43V24H42ZM86 25H88V26L91 27L93 24H86ZM149 25H150V24H149ZM152 25H153V24H152ZM152 25H151V26H152ZM157 25H158V22H157ZM173 25H174V24H173ZM6 26H4V27H6ZM19 26L21 27V25H19ZM155 26H156V25H155ZM177 26H179V24H178ZM182 26L184 27L185 25H182ZM182 26H181V27H182ZM9 27H10V26H9ZM9 27H8V28H9ZM12 27H14V26L12 25ZM26 27H27V25H26ZM36 27H37V26H36ZM41 27H42V26H40V29H41ZM43 27H44V26H43ZM69 27H70V28H69ZM15 28H17V27L15 26ZM23 28H24V27H23ZM45 28H46V26H45ZM184 28H185V27H184ZM6 29H7V27H6ZM6 29H3V30H6ZM38 29H39V28H38ZM71 29H72V30H71ZM7 30L9 31V29H7ZM7 30H6V31H7ZM20 30H21V28H20ZM20 30L16 29V31H15V29H14V31H13V30L11 29V31L7 32L8 34L5 32L7 36L4 35V38L7 37L8 40H9L10 42L12 41L13 43H15V42H17V41L19 42V41H23V40H24L23 42H26L25 44H26V46H27L26 49L29 48V47H28L29 42H32V41H33V42L36 44V42L34 41V39H32V41H30V38H31L33 35H35L36 33L33 34V35H31V33H30V36H31V37H30V36L27 34V32H26V34H27L26 37H27V38H24V39L22 40L21 38H22L23 36H21V35H23V33H19ZM27 30H28V29H26V31H27ZM36 30H37V29H36ZM234 30H235V29H234ZM0 31H1V29H0ZM21 31H24V32H25V30H23V29H22ZM39 31H40V30H39ZM43 31L45 32L44 29H43ZM1 32H2V31H1ZM11 32H12V33H11ZM2 35H3V34H2ZM2 35H0V38H1ZM24 35H25V33H24ZM19 36H21V38H20ZM42 36H43L44 38H43ZM68 36H69V35H68ZM17 37H18V38H17ZM69 37H70V36H69ZM4 38L2 37L1 39H4ZM19 38H20L21 40H19ZM33 38H34V36H33ZM45 38H46V39H45ZM42 39H43V40H42ZM216 39H217V38H216ZM221 39H222V38H220V40H221ZM240 39H241V41H242L243 38H240ZM240 39H239V41H240ZM246 39L248 40V38L245 37L244 40H243L242 42L240 41V43H244V45H249V44L252 45V43H250V42L248 43ZM249 39H250L249 41H251V38H249ZM253 39H254V40H253ZM253 39H252V41H255V38H253ZM8 40H7V41L5 40V41L8 43ZM35 40H36V37H35ZM52 40H53V39H52ZM54 40H55V39H54ZM56 40H58V39H56ZM87 40H88V39H87ZM117 40H119V42H118ZM245 40H246V42H245ZM256 40H257V39H256ZM0 41H2V40H0ZM36 41H37V40H36ZM44 41H43V43H44ZM206 41H208V40H204V42H206ZM211 41H213V40H210L209 43H210ZM216 41H217V40H216ZM218 41H219V39H218ZM221 41H222V43H223V40H221ZM221 41H219V43H221ZM236 41H237V43H239L238 40H235V41H233L232 43H234V42H236ZM23 42H21V43H22L23 45H25ZM73 42H74V44H73ZM105 42H106V41H105ZM154 42H155V41H154ZM1 43H2V42H1ZM3 43L6 44L5 42H3ZM40 43H41V44H40ZM206 43H207V42H206ZM211 43H212V42H211ZM214 43H215V42H214ZM230 43H231V41H230ZM237 43H236V44H237ZM10 44H11V43H10ZM17 44H18V43H17ZM27 44H28V45H27ZM35 44L32 43L31 45H34L35 47H37V48H36L37 50L40 49V47L38 48V45L36 44V45H37V46H36ZM60 44H61V43H60ZM223 44L225 45V43H223ZM227 44H228V41H227ZM0 45H1V47L3 48L4 45H2V44H0ZM11 45H12V44H11ZM20 45H21V44H20ZM31 45H30L31 49L33 48V51L36 52V51L34 50V47L31 46ZM55 45H56V47H55ZM63 45H64V44H63ZM63 45H60V47H61V46L63 47ZM79 45H80V46H79ZM82 45H83V46H82ZM85 45L88 46V48H90V49L86 48ZM101 45H102V44H101ZM207 45H209V44H207ZM215 45H216V44H215ZM230 45H231V44H230ZM253 45H254V43H253ZM258 45H260V44H258ZM6 46H7V44L5 45V47H6ZM13 46H14V45H13ZM17 46H18V47H17ZM90 46H92V48H91ZM226 46H229V45H226ZM226 46H225V47H226ZM8 47H10V46L8 45ZM8 47H7V48H8ZM16 47H17V48H20L19 45H16ZM21 47H22V46H21ZM43 47H45L44 44H43ZM54 47H55V48H54ZM62 47H61V48H62ZM68 47H70V46H68ZM93 47H94V49H93ZM13 48H15V47H13ZM65 48H66V46H65ZM74 48H71V49L73 50ZM95 48H96V50H95ZM97 48H98V49H97ZM218 48H221V47H218ZM263 48H264V47H263ZM0 49H1V48H0ZM20 49H22V48H20ZM23 49H24V51H26V50H25V47H23ZM29 49H30V48H29ZM44 49H45V48H44ZM62 49H63V48H62ZM62 49H61V50H62ZM77 49H78V48H75L74 50H77ZM91 49H92V51L94 50L95 52H94V51L91 52ZM168 49H170V48H168ZM222 49H224V47H223ZM222 49H220V50H222ZM2 50H3V49H2ZM5 50H6V49L4 48V51H5ZM14 50H19V49H14ZM14 50H13L12 52H14ZM42 50H40V51H42ZM45 50H46V49H45ZM45 50H43V52H42V55L44 54V56H45V54H46V53H45ZM49 50H50V51H49ZM74 50H73V51H74ZM239 50H240V49H239ZM241 50H242V49H241ZM241 50H240V51H241ZM4 51H2V55L6 56V57H7L8 55L11 54V53L8 54V50H7V52L5 51L6 53H5ZM10 51H11V48L9 49V52H10ZM24 51L22 50V52H24ZM31 51H32V50H31ZM31 51H30V53H31ZM47 51H46V52H47ZM64 51H65V50H64ZM67 51L69 52L68 49H67ZM116 51H117V50H116ZM0 52H1V51H0ZM3 52H4L6 55H5ZM20 52H21V51H20ZM34 52H33V53H34ZM54 52L56 53V52H58V51H55V50H54ZM77 52H78V51H75V53H77ZM99 52H100V50H99ZM162 52H163V50H162ZM170 52H171V53H170ZM238 52H239V51H238ZM16 53H17V52H16ZM28 53H29V51H28ZM30 53H29V54H30ZM50 53H49V55H50ZM72 53L74 54V52H72ZM78 53H79V55H77ZM78 53H77L76 55H77V57L79 56L78 59L81 60V61L83 62V64H85V65L87 64V65L89 66V63L91 64L92 61H94V60L92 59L93 57L91 58V61H89L88 58H90V57L88 56V58H87V56H86V58L88 59V63H84V61H87V59H86V60L84 59L85 56L82 57V58L84 59V61H83V59H80L81 55H83L84 52L82 51V52H81V55H80V51H79ZM102 53H103V52H102ZM126 53H127V52H126ZM241 53H242V51H241ZM241 53L239 52V54H241ZM243 53H244V51H243ZM0 54H1V53H0ZM7 54H8V55H7ZM19 54H20V53H19ZM22 54H23V53H22ZM22 54H21V55H22ZM26 54H27V52H26ZM26 54L24 53V55H26ZM52 54H53V53H52ZM52 54H51V56H52ZM15 55H16V54H14V56H15ZM17 55H18V53H17ZM17 55H16V56H17ZM21 55H19V56L22 57ZM24 55H23V56H24ZM27 55H28V54H27ZM34 55H37V52H36L35 54H33V56H34ZM40 55H41V54H40ZM40 55H39V56H40ZM46 55H47V54H46ZM49 55H48V56H49ZM64 55H65V53H64ZM76 55H75V58H77ZM91 55H92V54H91ZM93 55H92V56H93ZM102 55H103V54L98 53V54H96L95 56H100V58H101ZM107 55H108V54H107ZM111 55H113V53H111ZM242 55H243V54H242ZM251 55H252V57L254 56V54H251ZM14 56H12L13 59L16 58V56H15V58H14ZM19 56H17V57H19ZM39 56H38V57H39ZM48 56H47V58H49ZM53 56L55 57V56H57V55H53ZM68 56H69V55H68ZM73 56H74V55H73ZM95 56H94V57H95ZM103 56H105L104 58H106L105 60H107V61H108V56H109V58L112 57V56H110V55H108V56L106 57V54L103 55ZM145 56H146V58H145ZM10 57H11V55H10ZM24 57H25V56H24ZM31 57H32V56H30L29 58H31ZM36 57H37V56H35V57L32 58V59H35ZM54 57H53V58H54ZM61 57H62V56H61ZM63 57H64V56H63ZM63 57H62V58H63ZM47 58H46V60H47ZM64 58H65V57H64ZM68 58H70V56H69ZM100 58H99V57L94 58V59H95V62L97 61L96 59H98L99 61H98V63H97V62H96V63L93 62V63H94V64H97V65L99 64V65H101L100 67H103L102 65H104V64H103V63H102V64L99 63V62H101V59L103 60V58H101V59H100ZM13 59H12V62L15 61V60H13ZM19 59H20V58H19ZM19 59H16V61L19 60ZM21 59H23V58H21ZM21 59H20V60H21ZM25 59H26V58H25ZM25 59H24V62H25ZM38 59H39V58H38ZM38 59H37V61H38ZM41 59H44V57L41 56L40 59H39V61H40ZM50 59H51V57H50ZM54 59H56V57H55ZM54 59H52V61H54ZM66 59H67V57L65 58V60H63V61H64V63H63L64 66L68 64V63H65V62L67 61ZM70 59L72 60V58H70ZM78 59H77V60H78ZM182 59H183V58H182ZM8 60H9V59H8ZM44 60H45V59H44ZM60 60L62 61V59H60ZM73 60H74V59H73ZM79 60H78L77 63H81ZM110 60H111V62H112V61H115V62H116V60H115V59H109V64H110V65H113V67L116 66V65H117V67H118V65H121L122 68L124 67L122 64H118V61H117V64L114 65L115 62H113V64H112V63H110ZM133 60H134V59H133ZM133 60H132V62H130L129 65L127 64V68L130 67L131 63H133V64L135 63L136 60H134V62H133ZM9 61H11V59H10ZM21 61H23V60H21ZM32 61H33V60H32ZM32 61H29V60H28V61L25 62L26 64L29 62L28 65H30V66L27 67L28 69L32 68V66L35 67V62H32ZM39 61H38V62H39ZM55 61H56V60H55ZM63 61H62V62H63ZM69 61H70V60H69ZM69 61H68V62H69ZM75 61H76V59H75ZM138 61H139V60H137V62H138ZM12 62H11V63H12ZM17 62H18V61H17ZM24 62L17 63V64H16L17 68H18V66H20L21 63H24ZM38 62H37V63H38ZM40 62H41V66H42V65H43V64H42V61H40ZM44 62H45V61H44ZM49 62H50V61H49ZM49 62H48V63H49ZM56 62H57V61H56ZM102 62H104V60H103ZM140 62H139V63H135V67H136V68H135V67L133 66V64H132V68H133V67H134V68H133V69L131 68V69H132V70H130L131 73L128 72L129 69L127 70V73H126V74L128 75V73H129V78L132 76V77H134V79H135V78H136L135 76H137L138 74H141V76L139 75L140 78H142V75H143V77H144L145 79H147V78H146L147 75H146V76L144 75L145 72L143 71V69H142L143 67H142V64H140ZM200 62H202V59H200ZM251 62H252V61H251ZM11 63H10V64H11ZM25 63H24V64H25ZM30 63H31V64H30ZM37 63H36V64H37ZM45 63H46V62H45ZM48 63H46V64H48ZM57 63H58V62H57ZM59 63H60V62H59ZM59 63H58V64H59ZM70 63H71L72 65H74V66H75V64H76V63L74 64V61H73V63H72V62H70ZM70 63H69V65H70ZM93 63H92V66H91V67L95 66V65H93ZM104 63H108V62H104ZM119 63H120V62H119ZM217 63H218L217 65H216V63H215V65H216L215 67H213V66L211 67V68H212V71H214L218 65L220 66L221 63L224 64V61H222V62L220 61V62H217ZM263 63H264V62H263ZM14 64H15V62H14ZM14 64H12L13 68L16 67V66H14ZM18 64H19V65H18ZM32 64H33V65H32ZM38 64H39V63H38ZM83 64H82V66H83ZM137 64H140V65H138V66H141L142 68H140V67L137 68V66H136ZM160 64H162V65H160ZM223 64H221V67H220L221 70H222ZM249 64H252V63H249ZM69 65H68V66H65L64 68L66 69V67H67V68L70 67V68H68V70H69V69H70V70L72 69L71 72L73 71L74 68L76 69V67H77L78 70L84 68V69H85V74H86L87 72H89V70H90V69H89V70H87V72H86V68H87V69L90 68V67H88V66H85V67H86V68H85V67H82V66H80V65L77 64L76 67H73V66H72L73 68H71V66H69ZM124 65H125V64H124ZM244 65H245V64H243V66H244ZM262 65H264V64H262ZM262 65H261L260 67H262ZM26 66H27V65H26ZM36 66H37V65H36ZM43 66L45 67V64H44ZM62 66H63V65H62ZM78 66H80V68H79ZM128 66H129V67H128ZM204 66L206 67V70H208V68L211 70L210 67H208V66H206V65H204ZM204 66H203V67H204ZM224 66H225V65H224ZM236 66L238 67V65H235L234 68H235ZM258 66H259V64H258L256 67H258ZM81 67H82V68H81ZM105 67H106V66H105ZM108 67H109V66H108ZM110 67H112V66H110ZM113 67H112V68H113ZM117 67H114V68H113V69H114L113 71L115 72L116 75H113V74H112V73H114L113 71H111L112 73H111V72L109 73V76H110V74H111V76H112V77H110L111 79H107V78L104 79V78L106 77L105 74H104L105 77L102 76V77H104V78H101V77H100V72H99V73L96 72L97 74H99V77H98V76H93V74H90V73H91L92 71L95 72V70H92V69L90 70L91 72L87 73V75L90 74V76H89V75H88V76H87V75H86V76H71V78L78 80V81H79V82H77L78 84H79V83L82 84V82L87 83L88 85H90L91 88H92V86H93L94 88H95V87H98V86H102L103 88H100V89L110 90V91H112V92L118 90V91L120 92V94H121L122 92H124L125 94H123V95H125V96L127 97V100L129 101V102H127L126 99H125V101H126L125 104H127V105L130 104L129 106H131V105L133 106V104H134V103H133V100H132L133 97L129 98V96L132 95V94L129 93V92H130L134 87H136V88H134V89H137V88H139V87H142V86H140V83L142 84V82L139 81V80H142V81H143V84H144V81H146V80H144L143 78L137 80V78H136L135 80L138 81V82H137L138 85L135 84L134 87H133L130 83H129V85H128V82H131V81H132V77L130 78V81H129V80H128V76L126 77V75L124 74V73H125V71H124L123 74H124L125 77H122L124 81H122V80L119 79V78H118V79H119V81L121 80L123 83H126V84H127L126 86L131 87V90H130V88H129V90H127L128 88H126L125 85H123L122 82H121V83L116 82L117 84H116V83L114 84L115 81H114V82L112 81V79L116 78V77H114V76H119L118 70H119V71L122 70V68H121L120 66H119L120 69H117ZM119 67H118V68H119ZM125 67H126V65H125ZM125 67H124V68H125ZM225 67L227 68V66H225ZM225 67H224V70H226ZM237 67H236L235 69H234L233 67H232V68H233L234 70H236ZM239 67H241V66H239ZM250 67H251V66H250ZM253 67H255V66H253ZM20 68H21V67H20ZM22 68H23V67H22ZM22 68H21V69H22ZM36 68L38 69V67H36ZM94 68H95V67H94ZM96 68H97V70L99 69V67H97V66H96ZM124 68H123V69H124ZM127 68H125V69H127ZM181 68H182V67H181ZM213 68H215V69L213 70ZM232 68L230 67V69H229V68H227V69H229L228 71H230V72H231V70H232L233 73H234V70H233ZM24 69H26V68H24ZM24 69H23V70H24ZM42 69H44V68L42 67ZM77 69H76V70H77ZM84 69H83V71L81 72V74L84 73ZM103 69H104V68H103ZM108 69H109V68H108ZM115 69H117V70H115ZM217 69H218V67H217ZM240 69H241V68H240ZM240 69H239V71H238V69H237V72H240V73H237L236 75H238V74H242V73H243V70L241 71ZM242 69H243V68H242ZM254 69H255V68H254ZM31 70H32V69H31ZM40 70H41V68L39 69V71H40ZM45 70H46V69H45ZM47 70H48V69H47ZM66 70H67V69H66ZM76 70H74V73L76 72ZM78 70H77V73H76V74H79V71H78ZM97 70H96V71H97ZM99 70H102V69H99ZM104 70H105V69H104ZM106 70H107V69H106ZM106 70H105V71H106ZM110 70H111V69H110ZM110 70H108V72H109ZM133 70H134V72H135V71H136V72H135V73L132 72ZM206 70H204V71H206ZM210 70H209V71H210ZM219 70H220V69H219ZM221 70L218 71V72H217V70H215V72L219 73V75H220V72H223V73H221V75H222L221 77L224 78V77H223V74H225L224 76H226V75L228 74V72L225 73L226 71H224V70L221 71ZM26 71H27V69H26ZM28 71H30V70H28ZM39 71H38V72H39ZM41 71H42V70H41ZM48 71H51V70H48ZM116 71H117L118 75H117ZM142 71L144 72L143 74L141 73ZM31 72H32V71H31ZM120 72H121V71H120ZM139 72H140V73H139ZM206 72H208V71H206ZM230 72H229V73H230ZM252 72H253V71H252ZM27 73H29V72H27ZM42 73H43V71H42ZM42 73H41V74H42ZM102 73H107V71H106V72H103V71H102ZM209 73H210V72H209ZM212 73H213V72H212ZM233 73H232V75H235V73H234V74H233ZM263 73H264V72H263ZM263 73H261V75H262ZM31 74H32V73H31ZM39 74H40V72H39ZM45 74H46V72H45ZM48 74H49V73H48ZM50 74H52V73H50ZM81 74H80V75H81ZM97 74H96V75H97ZM32 75H33V74H32ZM36 75H37V74H36ZM36 75H35V76H36ZM42 75H43V74H42ZM54 75H55V74H54ZM54 75H53V76H54ZM56 75H57V73H56ZM56 75H55V77H56ZM83 75H84V74H83ZM101 75H102V74H101ZM106 75H107V74H106ZM120 75H121V73H120ZM210 75H211V77L213 76L212 74H210ZM210 75H209V76H210ZM228 75H229V74H228ZM228 75H227V77H228ZM236 75H235V76H236ZM29 76H30V75H29ZM33 76H34V75H33ZM37 76H38V75H37ZM45 76H48V75H45ZM58 76H62V74H58ZM230 76H231V73H230ZM230 76H229V77H230ZM238 76H239V75H238ZM247 76H248V75H247ZM252 76H253V75H252ZM50 77H51V76H50ZM68 77H69V75H68ZM107 77H108V75H107ZM119 77H120V76H119ZM227 77H225L224 79H227ZM229 77H228V78H229ZM262 77H263V76H261V79H262ZM60 78H61V77H60ZM62 78H63V76H62ZM69 78H70V77H69ZM71 78H70V79H71ZM108 78H109V77H108ZM124 78H125V79H124ZM230 78H231V77H230ZM36 79H37V78H36ZM67 79H68V78H67ZM118 79H117V80H118ZM185 79H186V78H185ZM243 79H244V78H243ZM263 79H264V77H263ZM263 79H262V80H263ZM125 80H126V81H125ZM178 80H179V81H178ZM191 80H193V79H191ZM194 80H195V79H194ZM245 80H246V79H245ZM262 80H261V81H262ZM127 81H128V82H127ZM183 81H184V80H183ZM196 81H197V80H195L194 82H196ZM261 81L254 80V79H253V80H249V81L246 80V81H243V83H241V85H240V84H239V83H240V78H239V79H238V78L235 79V77H234L232 80H229V81H227V82L225 83V84L227 85V87L225 86V87H226L225 89H222V88H223V87H222V88H221V89H222L221 91H222V92L225 91V92H229V93H232V94H236V96L238 97V98L236 97V99L239 100V102H242V101L244 102V100H246L247 102H250V100L248 101V98L246 99V97H249L250 99H252V100H254V101H256V102H257V101L259 102V100H260L259 98H260V97H259L257 94L263 95V94L261 93L260 90H261L262 87H263L262 85H264V84L261 85L262 82L264 83V81H262V82H261ZM73 82H74V81H73ZM132 82H135V83H136V81H134V80H133ZM132 82H131V83H132ZM139 82H140V83H139ZM146 82L149 83V81H146ZM146 82H145V83H146ZM189 82H190V81H189ZM191 82H193V81H191ZM153 83H154V82H153ZM196 83H197V82H196ZM196 83H191V84L189 83V84L192 86L193 84L195 85ZM202 83H203V82H202ZM202 83H201V84H202ZM204 83H205V82H204ZM182 84L184 85L185 83L183 82ZM182 84H180V85H182ZM186 84H187V83H186ZM201 84H200V88H201V87H205V88H206V85L203 86V85H201ZM242 84H244V85H242ZM91 85H92V86H91ZM113 85H116L117 87H116V86H113ZM170 85H171V86H170ZM183 85H182V88H183ZM197 85H199V84L197 83ZM85 86H86V85H85ZM104 86H109V87L113 86V87L109 88V87H104ZM138 86H139V87H138ZM143 86H144L143 88L145 89V88H146L145 84H144ZM154 86H155V84H153V87H154ZM158 86H159V85H158ZM187 86H188V85H187ZM114 87H116V88H114ZM132 87H133V88H132ZM149 87H150V86H149ZM149 87H147V88L149 89ZM153 87H152V88H153ZM155 87H157V86H155ZM192 87H193V86H192ZM195 87H197V86L195 85ZM118 88H120L121 90L118 89ZM147 88H146V89H147ZM152 88H150V91H153V90H151ZM186 88H187V87H185V89H186ZM190 88H191V87H189V89H190ZM193 88H194V87H193ZM208 88H209V87H208ZM208 88H207V89H208ZM141 89H142V88H141ZM144 89H143V90H144ZM146 89H145V91H147ZM191 89H192V88H191ZM195 89H196V88H195ZM203 89H204V88H203ZM138 90H139V89H138ZM156 90H158V89H156ZM180 90H181V89H179V91H180ZM193 90H194V89H193ZM198 90H199V89H198ZM208 90H209V89H208ZM208 90H207V91L205 90V92H202V93H200L201 91H199L197 94H199V93H200V94H203V93L206 94V92H207V94H209V93L211 92L210 95H212V91L209 90V93H208ZM128 91H129V92H128ZM132 91H133V90H132ZM134 91H135V90H134ZM160 91H161V90H160ZM160 91H159V92H160ZM166 91H167V90H166ZM179 91H178V92H179ZM188 91H189V90H188ZM263 91H264V90H263ZM263 91H262V92H263ZM141 92H142V91H141ZM167 92H168V91H167ZM186 92H187V91H186ZM190 92H191V91H190ZM190 92H189V95H190ZM193 92H194V91H193ZM195 92H196V91H195ZM213 92H214V91H213ZM215 92H216V91H215ZM215 92L213 93V96H216V95H214ZM218 92H220V91H218ZM225 92H224V93H225ZM148 93H149V92H147V94H148ZM153 93H154V92H153ZM162 93L164 94L165 92L162 91ZM162 93H161V94H162ZM136 94H137V93H136ZM143 94H145V93H143ZM149 94H151V92H150ZM159 94H160V93H159ZM163 94H162V95H163ZM181 94H183V92H181ZM181 94L178 95V97L182 96ZM195 94H196V93H195ZM217 94H218V93H217ZM227 94H228V93H227ZM121 95H122V94H121ZM134 95H135V94H134ZM166 95H167V94H166ZM184 95H185V94H184ZM210 95H204V94H203V95H202V98H206V96H210ZM239 95H240V97H239ZM242 95H243V96H242ZM146 96H147V95H146ZM146 96H145V97H146ZM150 96H151V95H150ZM157 96H158V94H157ZM157 96L155 95L156 98H157ZM160 96H161V95H160ZM160 96H158V98H160ZM187 96H188V95H187ZM200 96H201V95H200ZM213 96H210L209 98H210V99H215V100H216L217 97H215V98H211V97H213ZM227 96H229V95H227ZM232 96H235V95H232ZM245 96H246V97H245ZM137 97H138V96H137ZM167 97H168V96H167ZM170 97H171V96H170ZM172 97H171V98H172ZM225 97H226V96H225ZM242 97H243V98L245 97V99L243 100ZM140 98H141V97H139V99H140ZM147 98H148V97H147ZM153 98H154V97H153ZM158 98H157V99H158ZM171 98H169V100H168L169 103H170V99H171ZM176 98H177V97H176ZM195 98H197V97H195ZM195 98H194V99H195ZM227 98H228V97H227ZM230 98H231V97H230ZM230 98H229V99H230ZM123 99H124V97H123ZM134 99H135V98H134ZM139 99H138V100H139ZM144 99H145V98H144ZM161 99H162V98H161ZM177 99H178V98H177ZM182 99H183V96H182ZM182 99H181V101H183ZM186 99H187V98H186ZM191 99H192V97H191ZM219 99H220V98H218V100H219ZM236 99H235V97H234V98L232 97L231 102H234ZM241 99H242V101H241ZM142 100H143V99H142ZM154 100L158 102V100H156V99H154ZM164 100H165V99H164ZM174 100H175V98H174L172 101L174 102ZM188 100H189V98H188ZM192 100H193V99H192ZM192 100H191V101H192ZM222 100H223V98H222ZM222 100H221V102H222V103L224 102L226 108L223 107V106L221 105V106H222V109H220L221 111H218V110H213V111H214V112L216 111V112L218 113V114L216 113L217 115H220L221 117L224 116V117H223L222 119H220V118H219L220 116L216 117V115H214V117H215V119H216V121H214V122H215V125H216V124H217V125L219 124L218 126H220V124H221V123H218V122H219V121H217L218 118H219V120H223V121H225L224 118L227 117V116H225V115H228V116L231 115V119L228 118L229 122L227 121V118H226V122H224V123H223V121H220V122L223 123V126L227 125V124H225V123H227V122H228V123H232V127H230L231 124L227 125V126H226L227 128H226V127H223V128H217L218 126L216 125V128H217V129H220L219 132L221 131V129H224V130H222L221 132L224 131L225 137H223V136H224L223 133L219 134L217 131H214V132H215L217 135L219 134V135L224 139V141H226V143H225L224 141H223V142L220 141V140H222L221 138L218 139V138H219V137H218L219 135H218V136L216 135L218 138L215 137L214 134H213V136H214V138H216V139L214 140V141L216 142V144H217V142H218V141H217V139H218L219 142H221V147H223V148L226 147V149H228V148H227V145H226L228 142H227V140H225V138H226L227 135H228L227 132L230 131V132H233V134H234V132H235V133H236L235 135L238 134L237 139H235V135L233 136V134H231V133H229L230 135L228 136V137H231V135H232V137H234L233 140L235 139L234 141H236V144H237V141L240 140V139H238L239 135H242V137H243L244 132L241 131L242 127H241V129H240L241 132H240V131H237V132H236V129H235V128L238 127V125H239V126L241 125V126H244V127H245V126H246V121L249 120V118H250V121H247L248 123H247V127L245 128V130L248 129V130H249V134L252 133V132H250V130L253 131V130L251 129V126H250V129H249V127H248L249 125H252V124L250 123V122H252V121H251V117H252V115H251V117L248 118L247 115H249V112L247 113V110H248L249 108L245 110V109H244L245 107H243L244 103H242V104H243L242 106H241V103L238 104V105H239V106H238V109H236V107H237L236 105H237V103H238V101L236 100L237 103L234 104V107H233V109L235 108L236 110H235V109L232 110V107L230 108L229 106H233V103H231V105H230V102H227L228 99H227L226 101H225V100L222 101ZM233 100H234V101H233ZM135 101H137V100H135ZM135 101H134V102H135ZM139 101H141V100H139ZM149 101H150V100H149ZM151 101H152V99H151ZM160 101H161V100H160ZM178 101H179V100H178ZM178 101H177V103H179ZM186 101H187V100H186ZM191 101H190V102H191ZM203 101H204V100H203ZM228 101H230V100H228ZM246 101H245V103H247ZM152 102H154V101H152ZM162 102H163V101H162ZM173 102H171V103H173ZM183 102H185V101H183ZM183 102H182V104H183ZM187 102H188V101H187ZM194 102H195V100H194ZM204 102H205V101H204ZM225 102H227V103H225ZM256 102H255V103H256ZM263 102H264V101H263ZM137 103L140 104L138 101H137ZM141 103H142V102H141ZM146 103L148 104V101H146ZM155 103H156V102H155ZM171 103H170V104H171ZM195 103H196V102H195ZM222 103H221V104H222ZM228 103H229V106H228ZM234 103H235V102H234ZM255 103H254V104H255ZM138 104H137V105H138ZM144 104H145V103H144ZM157 104H158V103H157ZM161 104H162V103H161ZM174 104H175V106H176V103H174ZM188 104H189V103H188ZM192 104H194V103L191 102L189 105H192ZM226 104H227V105H226ZM254 104H253V105H254ZM258 104H259V103H258ZM258 104H255V105H258ZM152 105H154V104H152ZM158 105H159V104H158ZM158 105H157V108H158V109H163V108H164V107H163V108H159ZM165 105H166V104H165ZM168 105H169V104H167V106H166L165 109H167ZM180 105H181V104H180ZM184 105H185V104H184ZM184 105H183V106H184ZM206 105H207V103H206ZM261 105H262V104H261ZM124 106H125V105H124ZM129 106H128V107H129ZM132 106L129 107V108H132ZM134 106H135V104H134ZM146 106H147V105H146ZM148 106H149V105H148ZM155 106H156V105H155ZM169 106H170V105H169ZM172 106H173V104H172ZM177 106H179V105H177ZM183 106H182V107H183ZM198 106H199V105H198ZM201 106L204 107L203 104H202V105L200 104V108H201ZM240 106H241V107H240ZM244 106H245V105H244ZM246 106H247V105H246ZM250 106H251V108H252V105H250ZM262 106H263V105H262ZM262 106H261V107H262ZM137 107H138L137 109H139V105H138ZM143 107H145V106L143 105ZM182 107L180 106V109H181ZM185 107H186V106H185ZM227 107L230 108V109L227 110ZM135 108H136V106L133 108V112H135V111H134ZM147 108H148V107H147ZM155 108H156V107H155ZM174 108H175V107H174ZM191 108H192V107H191ZM204 108H205V107H204ZM204 108H203V109H204ZM211 108H214V107H211ZM211 108H210V109H211ZM223 108H224V109H223ZM239 108H240V109L243 108L244 111H245L247 114H244L245 112H244V113L242 112V113L244 114V116L242 117V113H241L242 110H239ZM259 108H260V107H259ZM259 108H257V109H259ZM140 109H142V108L140 107ZM177 109H178V108H177ZM186 109H187V108H185V110H186ZM189 109H190V108H189ZM203 109H202V111H201V109L198 110L197 107H196V110H197L198 112H199V111L203 112L202 114L205 115V118H206V116H210V115H206V114H205V112L208 113V110H204V111H205V112H204ZM205 109H206V108H205ZM207 109H208V108H207ZM210 109H209V112H211ZM143 110H144V109H143ZM145 110H146V109H145ZM151 110H152V109H151ZM167 110H168V109H167ZM171 110H172V109H171ZM175 110H176V109H175ZM181 110H182V109H181ZM192 110H193V109H192ZM192 110H189V111L192 112ZM194 110H195V108H194ZM194 110H193V111H194ZM223 110H225L226 113H227V111H229L230 114H225V112L222 114V111H223ZM231 110H232V111H231ZM238 110H239V112H238ZM253 110H255V109H253ZM261 110H262V109H261ZM131 111H132V110H131ZM136 111H139V110H136ZM163 111H165V110L163 109ZM163 111H162V112H163ZM213 111H212V112H213ZM230 111H231V112H230ZM234 111H235V113L238 112V113L241 114V116L239 117V120H241L242 118H245V116L247 117V118H245V121H243L244 119L241 120V122H244V123H243L244 125H243L242 123L240 124V123H239V120L237 119L238 115H240V114H235ZM256 111H257V110H256ZM262 111H263V110H262ZM140 112H141V110H140ZM140 112H139V113H140ZM167 112H168V111H167ZM171 112H172V111H171ZM183 112H184V111H182V112L179 111V113H183ZM185 112H186V114H189L188 111H185ZM214 112H213V114H214ZM219 112H220V113H219ZM257 112H258V111H257ZM263 112H264V111H263ZM263 112H261V113H263ZM144 113H145V112H143V113L141 112V114H143V115H144ZM151 113H152V112H151ZM175 113H176V112H175ZM194 113H195V112H194ZM194 113L192 112V114H194ZM232 113L235 114V115H232ZM252 113H253V112H252ZM132 114H133V113H132ZM149 114H150V113H149ZM154 114H155V113H154ZM159 114H161V113H159ZM170 114H171V113H170ZM209 114H210V113H209ZM224 114H225V115H224ZM250 114H251V113H250ZM255 114H256V113H255ZM152 115H153V114H152ZM152 115H151V116H152ZM155 115H156V114H155ZM155 115H154V116H155ZM161 115H163V114H161ZM176 115H177V113H176ZM196 115H197V114H196ZM236 115H237V117H236ZM263 115H264V114H263ZM145 116H146V114H145ZM145 116H144V117H145ZM192 116H193V118H194V115H192ZM232 116H233V117H232ZM234 116H235L236 118L233 120ZM135 117H136L135 119L139 120V122H141V123L143 124V121H142V120L140 121V119H139V118H141V115H138V113L135 112ZM162 117H163V116H162ZM164 117H167V115L164 116ZM176 117H178V116H176ZM182 117H183V116H182ZM189 117H190V116H189ZM211 117H213L212 113H211ZM211 117H209V118L207 117V119H208L207 123L205 122L206 119H203V120H202V121L204 122L203 125H204L205 123H206V124H208V123L210 124L209 119H211ZM214 117H213V119H214ZM148 118H149V117H148ZM154 118H155V117H154ZM159 118H160V117H159ZM159 118H158V119H159ZM168 118L171 119V116H169ZM168 118H167V119H168ZM172 118H174V117H172ZM180 118H181V117H180ZM185 118H186V117H185ZM199 118L202 119L203 117H200V115H199ZM252 118H253V117H252ZM254 118H256V117H254ZM152 119H153V118H152ZM163 119H164V118H163ZM170 119H168V120H170ZM186 119H187V118H186ZM213 119H211V121H212ZM215 119H214V120H215ZM246 119H247V120H246ZM143 120H144V119H143ZM165 120H166V119H165ZM230 120H232V122H231ZM235 120H236V122H235ZM237 120H238V121H237ZM262 120H263V122H264V119H261V121H260L259 123L262 124ZM150 121H151V120H150ZM175 121H176V118H174V121L170 122L171 125L169 124V126H168V127H170V129H172V131H171L172 134L174 133V130L177 129L176 131H178V129H179V127H178V125H176V122H175ZM192 121H193V120H192ZM196 121H197V119H196ZM258 121H259V120H258ZM258 121H257V119H256L255 121H254V119H253V122H252L253 125H252V126H253V127L255 126V127H254L255 129H254V130H256V129H257V130H258V129L260 130L259 126L261 127L262 125H264V124H262V125L259 124ZM145 122L150 123L149 121H145ZM154 122L157 123V122H159V121H157V118H156V121H154ZM180 122H181V119H180ZM180 122H179V123H180ZM186 122H187V121H186ZM233 122H235V125L233 124ZM256 122H257V123H256ZM147 123H145V124H147ZM156 123H154L153 125L156 126V125H157ZM161 123H162V121H161ZM161 123H160V124H161ZM163 123H165V122L163 121ZM179 123H178V124H179ZM188 123H189V122H188ZM191 123H193V122H191ZM194 123H195V122H194ZM198 123H200V121H199ZM236 123H238L237 126H236ZM249 123H250V124H249ZM255 123H256V124H259V126H258V125H254ZM145 124H144V126H146ZM166 124H167V123H166ZM184 124H186V123H184ZM196 124H197V123H196ZM200 124H201V123H200ZM212 124H213V125L210 124V127H209L210 130H209V128H208V130L205 131V132L208 133V131H211V132H209V133H214L213 130H212V128H213V127H214L213 129H216V128H215V125H214L213 121H212ZM179 125H180V124H179ZM182 125H183V124H182ZM182 125H180V127H181ZM203 125H202V126H203ZM233 125L235 126V128L233 129L234 131H232ZM149 126H150V125H149ZM154 126L151 127V128H155ZM163 126H165V128L168 130V128L166 127V125H163ZM175 126H176L177 128H176ZM197 126H200V128L202 127L201 125H197ZM205 126H206V128L208 127L207 125H205ZM211 126H212V128H211ZM221 126H222V124H221ZM221 126H220V127H221ZM228 126H229V127H228ZM161 127H162V124H161ZM188 127H190V124H188ZM244 127H243V128H244ZM253 127H252V128H253ZM257 127H258V128H257ZM144 128H145V127H144ZM151 128L149 127V131L151 130ZM165 128L162 127L161 129L164 131ZM175 128H176V129H175ZM181 128H184V127H181ZM192 128H193V127H192ZM192 128H191V130H192ZM195 128H196V127H195ZM195 128H194V129H195ZM197 128H198V127H197ZM197 128H196V130H197ZM228 128H229L230 130H229ZM239 128H240V127H239ZM239 128H238V129H239ZM263 128H264V127H263ZM155 129H158V128H155ZM159 129H160V128H159ZM161 129H160V130H161ZM185 129H186V128H185ZM185 129H184V130H185ZM194 129H193V130H194ZM202 129L204 130L205 128L202 127ZM225 129L228 130V131L225 132ZM152 130H154V129H152ZM179 130H180V129H179ZM187 130L189 131L190 129H187ZM248 130H247V131H248ZM259 130H258V132H259ZM261 130H262V127H261ZM261 130H260V131H261ZM147 131H148V129H147ZM156 131H157V133H158L159 130H156ZM163 131H161V132H163ZM165 131H166V130H165ZM165 131H164V133H165ZM185 131H186V130H185ZM197 131H198V133H200L202 130H199V128H198ZM247 131H246V132H247ZM150 132H151V131H150ZM180 132H181V131H180ZM182 132H183V131H182ZM193 132L196 133V131H193ZM238 132H240V134H239ZM261 132H262V131H261ZM164 133H163V134H164ZM166 133H167V132H166ZM186 133H187V131H186ZM201 133L204 134V136H206V138L208 137L207 134L205 135V133H204L203 131H202ZM241 133H243V134H241ZM263 133H264V129H263ZM263 133H262V134H263ZM153 134L155 135V130H154V132L152 131V134H150V135H151V136H150L151 138H152ZM158 134H159V133H158ZM163 134H161V135H163ZM170 134H171V133H170ZM182 134H183V133H182ZM187 134H188V133H187ZM202 134H200V136H201L200 138H199V136H197V135H194L195 137L193 136V138L190 137V138H192V139H195V140H191V141H193V142L196 141V140L198 141L197 146L201 145V144H199V143H203L202 146H201V148H202L203 145L205 144V142H203V141H205V139H206V138H203L204 136H202ZM222 134H223V136H222ZM246 134H247V133H246ZM249 134L246 135V136H248L247 140H245L246 138H244V141H243V139H241L242 142L248 141V144H251V143H249L250 138L252 139V140H250V142H251V141L256 140V139H257L256 137H258L259 134L261 135V133L258 134L257 132H255V134H257V135H255V136L253 135V137L256 138V139L253 140L252 137H249ZM252 134H254V131H253ZM161 135L159 134L158 136L160 137L161 141L163 142L162 145L164 144V145L166 146L165 148L168 149V150H166L167 152L170 151V152L167 154V155H169V157H168L167 159H165L163 156H162V157L166 160L167 163H170V161L175 162V161H173V159H172V158H175L177 161H179V162L183 165V166H182V168H183V172H184V171L186 172V177L190 180V182L193 184L194 188H196L197 191H198L197 193H195V190H194L193 188L191 189V190H193L192 192H194V196H195V198H197L198 193H199V186H197L198 184L195 183L196 179H195V181H193L195 175H194L193 178H191L192 176H190L187 167L181 162V160L177 157V155H176V153H175V150H176V149H177V151H179L181 148H180V147H179V148H176V147H174V146L169 145V144H168L169 139H168L167 137L164 138V137H162ZM167 135H168V134H167ZM167 135L164 134V136H167ZM180 135H181V134H180ZM170 136H171V135H170ZM177 136H178V134H177ZM196 136H197V138H196ZM211 136H212V135H211ZM211 136L208 137L209 140H210ZM213 136H212V138H213ZM246 136H245V134H244V137H246ZM155 137H156V138H154V136H153V138L156 140V139H157V134H156ZM260 137H261V136H260ZM260 137H259V138H260ZM153 138L150 139V140L152 141ZM186 138H187V137H186ZM201 138H203V141H202V140L199 141V139H201ZM208 138H207V139H208ZM214 138H213V139H214ZM239 138H241V137H239ZM173 139H174V138H173ZM179 139H180V136H179ZM229 139H230V138H228V140H229ZM248 139H249V140H248ZM182 140H183V139H182ZM241 140H240V141H241ZM257 140H258V139H257ZM257 140H256V142H257ZM260 140H261V138H260ZM262 140H264L263 137H262ZM151 141H150V142H151ZM153 141H154V140H153ZM171 141H172V140H171ZM176 141H177V140H176ZM186 141L188 142V139L185 140V145H187V144H186V143H187ZM191 141H189V143H190ZM197 141H196V143H197ZM212 141H213V140H211L210 143H213ZM234 141H231V143H232V144L235 143ZM240 141H239V142H240ZM157 142H158V141H157ZM174 142H175V141H174ZM219 142H218V144H219ZM242 142H241V143H242ZM254 142H255V141H254ZM254 142H253V144H255V145H253L252 148H251V147H248V148H250V150H252V149L255 148L254 146H256L257 143H254ZM258 142H259V141H258ZM261 142H262V141H260V145L263 143V142H262V143H261ZM151 143H152V142H151ZM183 143H184V142H183ZM196 143L194 142L193 144L196 146ZM206 143H208L209 146L212 145V144L210 145V143H209L208 141H207ZM223 143H224L226 146H223V145H222ZM229 143H230V141H229ZM229 143H228V144H229ZM156 144H157V143H156ZM159 144H160V143H159ZM170 144H171V142H170ZM190 144H192V143H190ZM193 144H192V145H193ZM214 144H215V143H213V146H214L213 149H215V148H216V149H215L214 151H213V149H212V153H211V152H210V153L214 155L215 152H216V150H218V154H219L220 152H219V149H217V147L219 148L220 146H219V145L216 146V145H214ZM232 144H231V145H232ZM236 144H235V146H234V145H233V146H234V147H236V146H240V144H239V145H238V144L236 145ZM248 144H246V142H245V144H244L243 146H242V144H241L242 147L240 146L239 149L242 150V152H243V149H241V148H245L244 146H246V148H247V145H248ZM258 144H259V143H258ZM175 145H176V144H175ZM177 145H178V144H177ZM188 145H189V144H188ZM208 145H207V149H209V148H208ZM260 145H259V146H260ZM263 145H264V143H263ZM151 146H154L153 149L156 147L155 145H151ZM159 146H160V145L157 144V147H159ZM190 146H191V145H190ZM190 146H189L188 148L191 149L192 147H190ZM195 146H193V148H194ZM205 146H206V145H204V147H205ZM215 146H216V147H215ZM229 146H230V144L228 145V147H229ZM233 146H231V147L234 148ZM248 146H252V145H248ZM221 147H220V151L222 152V150H225V149H223V148H221ZM261 147H262V146H261ZM261 147H260V148H261ZM175 148H176V149H175ZM193 148H192V149H193ZM198 148H200V147H197V148H195V149L199 150ZM201 148H200V150H199L200 152L197 151L198 155H200L199 153H201L202 150H204V151L206 150V148H203L202 150H201ZM211 148H212V147H211ZM237 148H238V147L234 148L235 150H237L236 152H241V151H238L239 149H237ZM246 148H245V149H246ZM248 148H247V149H248ZM256 148H259V147L257 146ZM155 149H156V148H155ZM159 149H160V148H159ZM178 149H179V150H178ZM192 149H191V150H192ZM245 149H244V151H247V149H246V150H245ZM157 150H158V149H157ZM191 150H190V151H191ZM209 150H210V149H209ZM209 150H207L208 153H206L207 151H205V154H209ZM230 150L234 151L233 149H230ZM250 150H248L249 152H247V153H249V157H250L251 154H256V155H257L258 152H259V151H258L259 149H258V150L256 149V150H257V153L255 152V149L253 150L254 153H253V152L251 153ZM260 150H261V149H260ZM263 150H264V148H262V152L260 151V152H261V153H259L260 156L257 155V157H258L259 160H260V162H258V161L256 160V162H257L258 164H257L256 162H254L255 158H254V155H253V158H252L253 160H252V161H253V163H255V165H257L256 167L259 166V163H262V161H264V160L261 161V159H260L261 156H262V159H264V158H263V155H264V153H263L264 151H263ZM154 151H156V150H154ZM193 151H194V150H193ZM204 151H203V152H204ZM225 151H226V150H225ZM232 151H231L230 153H231V154H234V153H232ZM158 152L161 153L160 150H159ZM191 152H192V151H191ZM195 152H196V151H195ZM226 152L229 153V150L226 151ZM226 152H225V153H226ZM242 152H241V153H242ZM193 153H194V152H193ZM225 153H224V156L219 157V158H222V159H221V162H222V160H223V157L226 158V155H227V154L225 155ZM230 153H229L228 155H231ZM243 153H244V152H243ZM250 153H251V154H250ZM195 154H196V153H195ZM195 154H194V156H195ZM203 154H204V153H203ZM244 154H246V152H245ZM244 154H243V155L241 154L242 156L239 157V161H241L240 159H242V161H243V156H244ZM261 154H262V155H261ZM189 155H190V154H189ZM198 155H196V156H197V160H199L200 158H201V159L203 158L202 155H200L201 157L198 158ZM216 155H217V154H216ZM221 155H222V153H221ZM236 155H237V156H235V155H233V156L238 157L239 153H236ZM256 155H255V157H256ZM160 156H161V155H160ZM209 156H210V157H209ZM231 156H232V155H231ZM190 157H191V156H190ZM190 157H189V158H190ZM204 157H205V155H204ZM215 157H217V156H215ZM235 157H234V159L231 158V159L234 160V161H233V160L231 161L232 163L234 162V164L238 162V160L235 162V159H237V158H235ZM245 157H246V155L244 156V159H245ZM249 157H247V158H249ZM192 158H193V156H192ZM192 158H190V160H191ZM207 158H208V159H209V158H213V156L209 154L208 157H207V156L205 157V159H207ZM250 158H251V157H250ZM250 158H249V161H248V159H247V161H248L249 163L251 162V161H250V160H251ZM194 159H195V158H194ZM201 159H200V161H201ZM215 159H216V158H215ZM160 160L162 161V164H163V161L165 162V160H162V159H160ZM192 160H193V159H192ZM202 160H203L202 162H204V161L206 162V160H204V159H202ZM224 160H225V159H224ZM245 160H246V159H245ZM194 161H196V159H195ZM226 161H228L227 158H226L225 162L223 161V164L225 163V165H226ZM166 162H165V164H166ZM190 162H191V161H190ZM228 162L231 163L230 161H228ZM243 162H244V161H243ZM243 162H241V163H243ZM245 162H246V161H245ZM245 162H244L243 164H245ZM248 162H246V164H245V165H247V167H249V165H248L249 163H248ZM157 163H158V162H157ZM232 163H231V164H232ZM239 163H240V162H239ZM247 163H248V164H247ZM170 164H172V163H170ZM173 164H174V163H173ZM203 164H204V163H203ZM227 164H228V163H227ZM167 165H168V164H166V166H167ZM193 165H194V164H193ZM206 165H207V164H206ZM236 165H238V164H235V166H234L235 168L237 167ZM252 165H253V167L255 166V165L252 164V162H251V166H252ZM262 165H263V169H264V162H263ZM194 166H195V165H194ZM200 166H201V165H200ZM228 166L230 167L231 165H228ZM232 166H233V165H232ZM238 166H239V165H238ZM240 166H242V165L240 164ZM251 166H250V167H251ZM172 167H173V166H172ZM196 167H197V166H196ZM229 167H227V169H228ZM244 167H245V166H244ZM250 167H249V168H250ZM199 168H200V167H198V169L196 168L197 171H198V170L203 171L202 169L205 168V167H201L200 169H199ZM209 168H210V167H209ZM209 168H208V169H209ZM238 168H239V167H238ZM167 169L169 170V168H167ZM212 169H214V168H212ZM230 169H231V168H230ZM236 169H237V168H236ZM242 169H244V168L242 167L241 169L239 168L238 170H239L240 173H243V174H244V173H245L244 171L241 172ZM247 169H248V168H247ZM258 169H259V171H260V170L262 169V166H261L260 168H254L255 171L253 172V174H254ZM263 169H262L261 172H264ZM218 170H219V169H218ZM218 170H214V171L217 172V173H215V174H216V175H215V178H217V177L219 176V175L217 176V174H219ZM220 170H222V169H220ZM244 170H246V167H245ZM252 170H253V169H252ZM252 170H251V171H252ZM205 171H206V170H205ZM208 171L213 172V171L210 170V169H209ZM247 171L249 172V169L246 170L245 175H246V176H248V175L250 176V174H251V176H252V178L250 177L249 179L257 178V179H255V181L253 180V182H257L256 180H258L261 176L264 175V173H261V172L257 171V172H259V175H260V173H261V175H260L259 177H258V176H254V178H253V174H252V172L250 171L251 173H250V174H247V173H248ZM183 172H182V174L184 175ZM220 172H222L221 174L223 175L224 172H223V171H220ZM257 172H256V173H257ZM173 173H174V172H173ZM240 173H239V174H240ZM193 174H194V173H193ZM243 174L240 175L241 179L245 178V175H244V177H242ZM257 174H258V173H257ZM196 175H197V174H196ZM222 175L219 177V181H220V182L224 179V178L221 179ZM254 175H255V174H254ZM216 176H217V177H216ZM163 178H166V176H164ZM195 178H196V177H195ZM205 179H206V178H205ZM205 179H203V180L205 181ZM245 179H247V178H245ZM260 179H261V178H260ZM260 179H259V180H260ZM163 180H164V179H163ZM217 180H218V178H217ZM247 180H248V179H247ZM247 180H242V185H241V187H243V184H244L243 181H246V182H247ZM259 180H258V184H259V185H256V184H254V183L252 182L253 185H254V188H257V187H258V189H259V187H260V183H262V181L259 182ZM261 180H262V179H261ZM210 181H211V180H210ZM219 181H218V182H219ZM250 181H251V180H249V182H250ZM246 182H245V183H246ZM263 182H264V181H263ZM211 183H212V182H211ZM247 183H248V182H247ZM250 183H251V182H250ZM213 184H214V183H213ZM165 185H166V184H165ZM202 185H203V184H202ZM207 185H208V184H207ZM247 185H248V184H247ZM263 185H264V183H262V186H263ZM218 186H219V185H218ZM250 186H251V184L249 185L248 188H250ZM255 186H256V187H255ZM222 187H223V186H222ZM245 187H246V186H245V184H244L243 189H244ZM251 187H252V186H251ZM263 187H264V186H263ZM171 188H172V187H171ZM171 188H170V189H171ZM238 188H239V187H238ZM254 188H252V189H254ZM167 189H169V188H167ZM167 189H166V190H167ZM172 189H173V188H172ZM211 189H213V188H211ZM215 189H216V188H215ZM240 189H242V188H239V191H240ZM260 189L262 190L263 188L261 187ZM260 189H259V190H260ZM208 190H209V189H208ZM217 190H218V189H217ZM247 190H248V189L245 188V191H247ZM250 190H251V189H250ZM256 190H257V189H256ZM256 190H255V192H253L254 190L252 191L253 194H252L251 192H250L249 194H252V195L254 196V195H256L257 193H260L259 191H256ZM171 191H172V190H171ZM205 191H206V190H205ZM210 191H211V190H210ZM213 191H214V190H213ZM220 191H221V190H220ZM223 191H224V190H223ZM239 191H238V192H239ZM242 191H243V190H242ZM242 191H241V192H242ZM172 192H173V191H172ZM192 192H191V193H192ZM217 192H218V191H217ZM241 192H239V193H241ZM256 192H257V193H256ZM168 193H169V190H168ZM173 193H174V192H173ZM219 193H220V192H219ZM174 194H175V193H174ZM210 194H211V193H210ZM215 194H216V193H215ZM203 195H204V194H203ZM168 196H169V195H168ZM174 196H175V195H174ZM186 196H187V195H186ZM249 196H251V195H249ZM169 197H170V196H169ZM203 197H204V196H203ZM185 198H186V197H185ZM185 198H184V200L182 201V203L178 205V206H179V210H180V208L182 209V208L186 205V199H185ZM204 198H205V197H204ZM169 199H171V198H169ZM190 199H191V198H190ZM187 200H189V198H188ZM204 200H205V199H204ZM204 200H203V201H204ZM245 200H247V199H245ZM174 201H175V200H174ZM171 202H172V201H171ZM189 202L191 203V201H189ZM200 203H201V202H200ZM203 204H204V202H203ZM203 204H202V205H203ZM254 204H255V203H254ZM195 205H196V204H195ZM202 205H201V206H202ZM204 205H205V204H204ZM192 206H193V205H192ZM186 207H188V206H185L184 208H186ZM208 207H209V206H208ZM248 207H249V206H248ZM172 208H173V207H172ZM176 208H177V207H176ZM184 208H183L182 210H184ZM203 208L205 209V207H203ZM203 208H202V209H203ZM245 208H246V207H245ZM177 209H178V208H177ZM189 209H190V208H189ZM192 209H194V208H192ZM248 209H249V208H248ZM261 209H262V208H261ZM185 210H186V209H185ZM217 210H218V209H217ZM174 211H175V210H174ZM174 211H173V212H174ZM249 211H250V210H249ZM177 212H178V211H177ZM180 212H181V211H180ZM202 212H203V210H202ZM205 212H206V211H205ZM247 212H248V211H247ZM182 213H183V211H182ZM220 213H221V212H220ZM242 213H243V211H242ZM173 214H174V213H173ZM173 214H172V215H173ZM177 214H178V215H181V214H179V213H177ZM188 214H190V213H188ZM202 214H203V213H202ZM205 214H206V213H205ZM210 214H211V213H210ZM245 214H246V213H245ZM247 214H248V213H247ZM212 215H213V214H212ZM182 216H183V215H182ZM184 216H185V214H184ZM209 216H210V215H209ZM209 216H208V217H209ZM173 217H174V215H173ZM180 217H181V216H180ZM188 217H189V216H188ZM212 217H213V216H212ZM246 217H247V216H246ZM185 218H186V217H185ZM205 218H206V217H205ZM205 218H204V220H205ZM261 218H262V217H261ZM171 219L173 220V222H170V223H172V224H173L176 220L179 221V223L176 222L175 224H173V226L171 225L172 228H173L174 225L178 224V225L175 226L176 230H174V229L171 228V230H173V231H172V232H173V235H172V232L170 233V234L172 235V238H176V241H177V236L180 237V234L182 233V230H183L184 228H186V227H183V225H184L183 223H185V222H181V220L179 219V216H177L176 219H173V218L171 217ZM181 219H182V217H181ZM234 219H235V218H234ZM247 219H248V218H247ZM247 219H246V220H247ZM254 219H255V218H254ZM172 220H171V221H172ZM190 220H191V219H190ZM226 220H227V219H226ZM232 220H233V219H232ZM182 221H183V219H182ZM188 221H189V220H188ZM180 222H181L183 225H181ZM186 222H187V218H186ZM217 222H218V221H217ZM245 222H246V221H245ZM250 222H251V221H250ZM179 224H180L181 226H180ZM203 224H204V222H203ZM261 224H262V223H261ZM187 225H188V224H187ZM190 225H191V224H189V226H190ZM185 226H186V225H185ZM189 226H188V227H189ZM220 226H221V225H220ZM254 226H255V225H254ZM201 227H202V226H201ZM202 228H203V227H202ZM192 229H193V228H192ZM199 229H200V228H199ZM171 230L169 229V231H171ZM185 230H187V228H186ZM200 230H201V229H200ZM174 231H175V232H174ZM183 232H184V231H183ZM201 232H202V231H201ZM201 232H200V233H201ZM186 233L189 234V229L187 230V232L185 231V235H184L185 237H187V234H186ZM168 234H169V233H168ZM170 234H169V235H170ZM171 235H170V237H171ZM198 235H199V234H198ZM170 237H169V238H170ZM195 237H197V236H195ZM172 238H171V239H172ZM180 238H182V234H181V237H180ZM188 238H189V237H188ZM188 238H187V239H188ZM196 239H197V238H196ZM172 240H173V239H172ZM173 241H174V240H173ZM180 241H181V240H180ZM186 241H188V240H186ZM189 241H190V238H189ZM191 241H192V240H191ZM169 242H170V240H169ZM181 242H184V241L182 240ZM191 243H193V242H191ZM170 244H171V243H170ZM181 244H184V243H181ZM185 244H186V243H185ZM187 244H189V243H187ZM193 246H194V245H193ZM168 247H169V246H168ZM192 248H193V247H192ZM195 248H196V247H195ZM165 249H166V248H165ZM171 250H172V249H171ZM177 250H178V249H177ZM196 250H197V248H196ZM179 251H180V250H179ZM192 251H193V250H192ZM172 252H173V251H172ZM220 252L222 253L221 250H220ZM220 252H219V253H220ZM164 253H165V251H164ZM164 253H163V256L165 255ZM187 253H188V251H187ZM191 253H192V252H191ZM223 253H224V252H223ZM172 254H173V255H172L173 257L178 256V254H175V252L172 253ZM174 254H175V255H174ZM197 254H198V253H197ZM224 254L226 255V253H224ZM167 255H168V254H167ZM181 255L183 256L184 254L181 253ZM181 255L179 254V256H181ZM218 255H220V254H218ZM163 256H162V257H163ZM170 256H171V252H170L169 257H170ZM186 256H187V255H186ZM220 256H221V255H220ZM220 256H219V258H220ZM224 257H225V256H224ZM175 258H176V257H175ZM175 258H174V260H175ZM177 258H178V257H177ZM181 258H182V257H181ZM196 258L199 260V257H196ZM216 258H217V257H216ZM170 259H172V258L170 257ZM179 259H180V258H179ZM194 259H195V258H194ZM220 259H223V257H221ZM172 260H173V259H172ZM172 260H171V262H172ZM174 260H173V262L176 264V262H175ZM201 260H202V259H201ZM201 260H200V261H201ZM216 260H217V259H216ZM216 260H215V261H216ZM179 261H180V260H179ZM192 261H193V260H192ZM195 261H196V259H195ZM215 261L213 260L214 263H216ZM218 261H219V260H218ZM218 261H217V263H218ZM171 262H170V260H169V263H171ZM189 262H190V261H189ZM213 262H211V263H213ZM219 262H222V260L219 261ZM224 262H225V259H224L223 263H224ZM161 263H162V262H161ZM169 263H168V264H169ZM174 263H173V264H174ZM179 263H180V262H179ZM191 263H192V262H191ZM199 263H200V262H199ZM203 263H204V262H203ZM214 263H213V264H214ZM217 263H216V264H217ZM249 263H250V261H249ZM249 263H247V264H249ZM192 264H193V263H192ZM204 264H205V263H204ZM206 264H207V261H206ZM218 264H219V263H218ZM221 264H222V263H221ZM236 264H237V263H236Z\"/></svg>",
  "mask_w": 264,
  "mask_h": 264
},
{
  "label": "trees",
  "instance_id": "trees-1",
  "mask_svg": "<svg viewBox=\"0 0 264 264\" xmlns=\"http://www.w3.org/2000/svg\"><path fill=\"white\" fill-rule=\"evenodd\" d=\"M98 200L99 197L98 193L96 192L92 196L91 202L89 204L83 205L80 209L75 210L74 217L71 219L69 226H63L62 228V246H65L66 244H72L83 226L82 220L86 219L87 217H92L94 213L99 211L100 208H98ZM95 219L98 220V217Z\"/></svg>",
  "mask_w": 264,
  "mask_h": 264
},
{
  "label": "built area",
  "instance_id": "built-area-1",
  "mask_svg": "<svg viewBox=\"0 0 264 264\" xmlns=\"http://www.w3.org/2000/svg\"><path fill=\"white\" fill-rule=\"evenodd\" d=\"M7 260H10V257H7ZM1 264H6V262L3 260ZM8 264H11V263H8Z\"/></svg>",
  "mask_w": 264,
  "mask_h": 264
},
{
  "label": "water",
  "instance_id": "water-1",
  "mask_svg": "<svg viewBox=\"0 0 264 264\" xmlns=\"http://www.w3.org/2000/svg\"><path fill=\"white\" fill-rule=\"evenodd\" d=\"M117 92H119L118 90H116ZM120 93V92H119ZM158 133H159V131H158ZM184 173L186 174V172L184 171Z\"/></svg>",
  "mask_w": 264,
  "mask_h": 264
}]
</instances>
